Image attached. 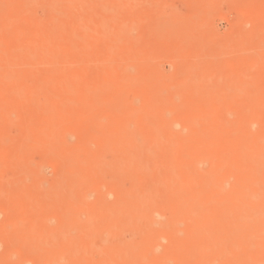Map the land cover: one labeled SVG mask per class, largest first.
<instances>
[{
  "label": "bare ground",
  "instance_id": "6f19581e",
  "mask_svg": "<svg viewBox=\"0 0 264 264\" xmlns=\"http://www.w3.org/2000/svg\"><path fill=\"white\" fill-rule=\"evenodd\" d=\"M4 1V0H3ZM3 1H2V4H6V3H3ZM10 1V0H9ZM63 1V3L60 5V6H66L65 4H64V2L65 1H69V0H61L60 2H62ZM76 1V0H75ZM74 0H73V3L75 2ZM80 1H82V0H80ZM85 1V0H84ZM83 1V2H84ZM90 0H88V2H89ZM96 2L97 0H91L90 2H89V4H91V2ZM101 1L102 0H98L97 2H96V4L97 3H101ZM105 1V0H104ZM110 1V3H108L109 5H111L112 3H114L113 4V6L115 5V3H116V5H118L117 4V2H115L114 0H107V2H109ZM135 1V0H134ZM169 1V0H168ZM209 1V0H208ZM207 1V2H208ZM212 1H214V0H211V2H208V4L209 5H212L211 3H213ZM6 2H7V0H6ZM19 2H24V3H26L27 1L26 0H20V1H18L17 3H19ZM29 3H30V1H28ZM27 2V3H28ZM32 2H33V0H32ZM37 2V1H36ZM53 1L51 0V2L50 3H52ZM94 2L92 3V5H89V6H93V5H95V6H97L96 4H94ZM103 2V1H102ZM106 1H105V3H107ZM120 2H122L121 4H125V3H127L126 1H123V0H121V1H118V3H120ZM131 2H132V0H131ZM152 2V1H151ZM150 2V3H151ZM207 2H205V3H207ZM215 2V1H214ZM8 3V2H7ZM16 3V2H15ZM57 3V2H56ZM58 3H59V1H58ZM76 3V2H75ZM81 2H79V4H80ZM86 3H87V0H86ZM85 3V4H86ZM104 3V2H103ZM134 3V2H133ZM136 3V2H135ZM147 3V2H146ZM182 3V2H181ZM204 3V2H203ZM216 3V2H215ZM214 3V4H215ZM14 4V3H13ZM34 4V3H33ZM70 6H71V1H70V3H68ZM77 4H78V2H77ZM78 4V5H79ZM108 4H107V6H106V9H108L107 7H108ZM121 4H119V6L121 5ZM24 5H26V4H24ZM56 6V8H57V5L58 4H55ZM69 5H67L68 7H70ZM73 5V4H72ZM75 5V4H74ZM126 5V4H125ZM132 5H135V4H132ZM179 5V4H178ZM203 5L204 4H202V11L200 10V8H199V10H200V12H202L201 14H204V10H205V6L203 7ZM222 5V4H221ZM0 6H1V2H0ZM5 5H3V8L6 10V11H8L7 10V7L5 8L4 7ZM6 6H8V4H6ZM30 6V5H29ZM51 6V5H50ZM59 6V7H60ZM83 6V5H82ZM104 8L105 6H104V4H99L97 7L98 8ZM119 6H114L115 8L116 7H119ZM122 6V5H121ZM139 6V5H138ZM176 6V5H175ZM195 6H198V5H195ZM2 7V6H1ZM0 7V8H1ZM32 7H33V5H32ZM41 7H42V4H41ZM78 8L80 7L81 8V5L80 6H77ZM97 7H94L93 6V8H95L94 10H96L97 9ZM111 7H112V5H111ZM110 6H109V8H111ZM114 7H112V8H114ZM128 7V6H127ZM135 8H136V5L134 6ZM165 7V6H164ZM169 7H172V5L171 6H169ZM15 6H13L12 7V9H11V11L14 13V10H15ZM83 8H84V6H83ZM86 8H88V7H86ZM102 8H101V12H96L95 11V13H100V14H102L103 12L102 11H106V9L104 8L103 10H102ZM114 8V9H115ZM173 8L174 9H177V12L179 11L178 9V6H176V8L173 6ZM182 8H183V6H182ZM2 9V8H1ZM41 9V8H40ZM58 9V10H57ZM56 9V11H60L59 10V8H57ZM67 9V7H65V10ZM75 9V8H74ZM85 9V8H84ZM121 9V11L123 10L124 11V9L121 7L120 8ZM120 9H118V10H120ZM166 9V8H165ZM168 9H170V8H168ZM185 9H186V7H185ZM5 10H3V12L5 11ZM23 10V9H22ZM76 10V9H75ZM94 10H91V11H94ZM136 10V9H135ZM171 10V9H170ZM194 10V9H193ZM198 10V11H199ZM6 11H5V14H6ZM16 11V10H15ZM29 11H31V10H29ZM53 11V10H52ZM87 11V10H86ZM90 11V12H91ZM111 11V10H110ZM113 11H115V10H113ZM112 11V12H113ZM121 11H118V13H120L121 14ZM175 11V10H174ZM183 11V10H182ZM182 11H180V13L182 12ZM195 11V10H194ZM197 11V12H198ZM204 11V12H203ZM2 12V10H0V13ZM11 12V13H12ZM79 12H81V11H79ZM87 12H89V11H87ZM115 12H117V10L115 11ZM125 12H127V11H125ZM125 12H124V14H125ZM131 12H133V11H131ZM130 11H129V13H131ZM170 12V11H169ZM167 13V11L166 10H161V12L159 13V15H158V17H157V20L159 21L158 23H159V25H161V27H165V25H167V27H168V25H170V24H172L171 22H173L174 20H173V17L170 15V13ZM197 12H194V15H196L195 13H197ZM264 12V11H263ZM53 13H54V11H53ZM68 13V12H67ZM84 11H83V13L81 12L80 13V15L82 14L83 16H84ZM94 12H93V14H95ZM117 13V14H118ZM231 13V12H230ZM24 14H26V13H24ZM46 14V13H45ZM92 16H91V18H92V20H91V23L90 24H93L92 23V21L94 20L93 18H97V20H98V18H99V22L98 23H100V21H105V20H108L109 21V24H110V26H111V23L110 22H113V24L115 25V28H114V30L112 31V32H110L108 29V31L110 32L109 33V39L108 40H105V41H101V42H99V43H101V45L103 46V49H99V51L100 50H104V48H105V50L107 51V49H109V48H107L108 47V45H113L115 42H117L118 41V39H120V38H122V37H125V36H123L124 34L122 33L123 31H125V29L123 30L122 29V26L124 25V23L126 22H121L118 18H116V17H114V16H112V15H114V13L112 14V13H109V10H107L105 13H103V15H102V17L99 15V17H96V16H98L97 14H95V16L92 14V13H90ZM127 14L128 13H126L125 14V18L127 17ZM132 14V13H131ZM133 14H135L136 15V13H134L133 12ZM4 15V14H3ZM81 15V17H83ZM119 15V14H118ZM181 15V14H180ZM229 15V14H228ZM6 16V15H5ZM8 16V17H7ZM7 21L8 20H11L10 19V17H9V13L7 14ZM14 16V15H13ZM13 16H12V18H13ZM23 15H21V18H20V23H22L21 21L22 20H24L25 21V19H27V18H23L22 17ZM42 16V15H41ZM58 16V15H57ZM75 16H77V15H75ZM120 16H122V15H120ZM120 16H118L119 18H120ZM20 17V16H19ZM25 17V16H24ZM35 17V16H34ZM43 17V16H42ZM54 17V16H53ZM89 17H90V15H89ZM133 17V16H132ZM244 17V16H243ZM1 18V17H0ZM55 18V17H54ZM54 18H53V20H51V22L50 23H52L53 21H55L54 20ZM63 18V17H62ZM77 18V17H76ZM75 18V19H76ZM123 18H124V16H123ZM187 18H189V17H187ZM15 19L17 20L18 18L16 17V18H13V20L15 21ZM22 19V20H21ZM32 19V21L34 22V21H36V20H33V18H31ZM31 19H29L30 21H31ZM120 19H122V18H120ZM29 20H27V21H29ZM125 20V19H124ZM131 20V19H130ZM129 20V21H130ZM1 22H0V30L1 29H4V32H3V34H1L2 32L0 31V36H2V35H4V33H5V31H6V33H5V35L7 34V30H5L6 29V24L7 25H11L10 23H11V21L9 22V23H6L5 21H6V18L3 20V18L0 20ZM5 22V23H3V22ZM103 21V22H104ZM184 21H185V19H184ZM197 21V20H196ZM18 22V23H19ZM37 22H39L38 24H40V21H38L37 20ZM74 22V21H73ZM88 21L86 20V23H84V24H86V25H88V26H90L88 23H87ZM89 22H90V20H89ZM93 22H95V20L93 21ZM103 22H101V23H103ZM128 22V21H127ZM126 22V23H127ZM177 22V21H176ZM176 22H174L173 24H175ZM180 22H181V20H180ZM17 23V22H16ZM17 23V24H18ZM62 23V22H61ZM81 22H79V25H82V24H80ZM98 23H96V24H98ZM129 23V22H128ZM133 23V22H132ZM161 23V24H160ZM178 23V22H177ZM177 23H176V25H177ZM249 24H250V22H248ZM254 23V22H253ZM4 24V26H3V28H1L2 27V25ZM28 24V23H27ZM74 25H75V23H73ZM105 24H108L107 23V21L105 22ZM136 24H138L137 22H136ZM139 24H140V22H139ZM196 24V23H195ZM198 24V25H197ZM196 24V26H198V29H196V31L197 30H199V32L198 33H194V35L195 36H197L198 34L200 35V30L201 31H203V29H204V27L203 28H201L202 26V23H201V25H199V23H197ZM246 24H247V22H246ZM249 24H247V25H249ZM13 25V24H12ZM53 25V24H52ZM61 25V24H60ZM133 25V24H132ZM205 25V24H204ZM33 26V25H32ZM51 25H47V27L48 28H46L47 30H43L42 29V31L41 32H45V31H48V30H50V29H52V27H50ZM62 26V25H61ZM84 26V25H83ZM96 26V25H95ZM109 26V25H108ZM173 26V25H172ZM12 28H14V29H16L15 27V24H14V26H11ZM49 27H50V29H49ZM56 27V26H55ZM54 27V28H55ZM58 27V26H57ZM70 28H71V26H69ZM75 27H77V26H75ZM80 27H82V26H80ZM86 27V26H85ZM111 27H114L113 25L111 26ZM124 27H125V25H124ZM127 27V26H126ZM170 27H171V25H170ZM179 27V28H178ZM194 27H195V25H194ZM247 27H249V26H247ZM18 28V27H17ZM45 28V27H44ZM63 28L64 27H62V30H63ZM82 28H84V27H82ZM89 28V27H88ZM182 27H180L179 25H177V29L175 28V25L173 26V29H176L177 31H179V32H175L173 29V36H175L176 34H178L179 33V35L180 36H183V35H187L188 33L187 32H189L190 33V31L192 32V30H189V28L190 27H188V28H182ZM201 28V29H200ZM233 28H234V26H233ZM20 28H18L17 30H19ZM36 29H37V27H36ZM81 29V28H80ZM80 29H76L77 31L79 30V31H84V33L83 34H81V36L82 37H85L87 34H88V38L90 37V36H93L92 38H94V37H96L97 36V38H98V34L97 33H94L93 35H90V34H92V32L90 33H87V34H85V30H80ZM179 29V30H178ZM181 29V30H180ZM189 31H188V30ZM191 29V28H190ZM17 30L15 31V33H16V36H15V33H12V32H10V35L8 34L7 35V37L4 35L3 36V39H7V43L6 44H10L9 43V41L10 40H15V38H17L18 39V37H22L23 35V33L21 34V35H19V33H17ZM34 30V29H33ZM73 30H74V27H73V29H72V32H73ZM90 30V29H89ZM98 30V29H97ZM105 30V29H104ZM162 30V29H161ZM182 30H183V32H184V30L185 31H187L186 32V34H185V32L184 33H182ZM194 31H195V29H193ZM3 31V30H2ZM93 31V30H92ZM107 31V32H108ZM138 30H136V32H137ZM159 31H160V27H159ZM181 31V32H180ZM195 31V32H196ZM26 32V31H25ZM24 32V33H25ZM38 32H40V31H38ZM40 32V33H41ZM49 32L50 31H48V32H45L46 33V35H47V33H48V39L46 40V35H45V33H42V34H44L45 35V37H44V35H42V34H40L41 35V38H42V40H46V42H45V40L43 41V43H42V40H41V42L38 44V45H40V46H36L37 48H39L40 47V52L41 51H43V49H44V55L47 53V50H49L48 49V47L49 46H47L45 43H47L48 42V40H49V38L51 39V32H50V37H49ZM53 32V31H52ZM64 32V31H63ZM68 32H69V29H68ZM76 32V31H75ZM94 32H96L95 31V29H94ZM98 32L101 34L103 31H100V30H98ZM21 33V32H20ZM79 33V32H78ZM78 33L76 34V35H78ZM104 33V32H103ZM204 33V32H203ZM203 33H201V34H203ZM11 34H13V38H12V36H11ZM29 34V33H28ZM39 34V33H38ZM56 34V33H55ZM74 34V33H73ZM85 34V35H84ZM96 34V35H95ZM183 34V35H182ZM197 34V35H196ZM17 35H18V37H17ZM26 35V34H25ZM69 35V34H68ZM75 35V34H74ZM80 35V34H79ZM131 35V34H130ZM134 35V34H133ZM191 35V33L188 35V38H189V36ZM193 35V34H192ZM193 35V36H194ZM198 35V36H199ZM15 36V37H14ZM29 36V35H28ZM128 36V35H127ZM132 36V35H131ZM197 36V37H198ZM5 37V38H4ZM11 37V38H10ZM30 37V36H29ZM52 37H55V36H52ZM59 37V36H58ZM100 37V36H99ZM137 37V36H136ZM135 37V38H136ZM264 37V36H263ZM1 38V37H0ZM10 38V40L8 41V39ZM64 38V37H63ZM74 38H76V37H74ZM85 38H87V37H85ZM97 38H95V40L96 41H94V39H93V41L90 39V41L89 40H86L87 42H88V44L90 43V45H92V47H93V45L95 44V47H97V44L95 43V42H98L97 41ZM126 38H129L130 39V37H126ZM139 38H141V36L139 37ZM192 38H194V37H192ZM247 38V37H246ZM261 38V37H260ZM2 39V38H1ZM0 39V41L2 42V40ZM54 39V38H53ZM60 38H58V40H59ZM78 39L79 38H77V39H75V41H78ZM81 39V38H80ZM102 40H103V38H101ZM137 39H138V37H137ZM137 39H135V40H137ZM195 39H196V37H195ZM245 39V38H244ZM58 40H56V42L58 41ZM72 40V39H71ZM84 39H82V41H83ZM131 40V39H130ZM129 40V41H130ZM141 40V39H140ZM203 40V39H202ZM6 41V40H5ZM20 41V40H19ZM30 41V40H29ZM60 41V40H59ZM68 41V40H67ZM85 41V40H84ZM125 41H127L126 39H124V41L123 42H125ZM247 41V40H246ZM0 42V43H1ZM56 42L54 41V44H52V43H50V44H52V47L54 48V46H55V44H56ZM61 42V41H60ZM94 42V44H92ZM104 42V43H103ZM131 42V41H130ZM130 42H128L127 44L128 45H131V43ZM137 43L139 42V41H136ZM261 42V43H260ZM26 44H27V42H25ZM31 43V42H30ZM35 43V45H36V42H34ZM38 43V42H37ZM41 43L42 44H44V48L43 49H41L42 47V45H41ZM59 42H57V44H58ZM62 43V42H61ZM78 43V42H77ZM76 43V44H77ZM80 43H82L81 45H80V47L78 46V44H77V46H78V49L79 48H81V46L82 45H84L83 44V42H81L80 41ZM239 42H235L232 46H234V47H236V45L238 44ZM259 43L261 44V47H262V45H264V44H262V39H261V41H259ZM2 44V43H1ZM6 44H5V47H7L6 46ZM13 44H15V43H13ZM12 44V45H13ZM19 44V43H18ZM26 44H25V46H26ZM33 44V43H32ZM49 44V45H50ZM85 44H86V42H85ZM104 44L107 46V47H105L104 46ZM124 44L125 43H123L122 45H118L119 47H116L117 48V51L119 50V49H123V48H125V49H127L126 47L128 46H124ZM139 44V43H138ZM187 44V43H186ZM242 47H247L246 46V44H245V42H243V43H239ZM3 45V44H2ZM11 45V46H12ZM34 45V46H35ZM62 45H65V44H63L62 43ZM67 46H66V48H68V46L70 45H68V44H66ZM18 46V45H17ZM51 46V45H50ZM71 46V45H70ZM89 46V45H88ZM88 46H85L84 45V47H82V49L84 50V48L86 47V48H88ZM122 46H123V48H122ZM133 43H132V45H131V47L130 48H132L133 49V47H135L134 48V50H136V47H138L137 48V50H136V52L134 51V56L136 57V55H135V53L136 54H138V55H140L141 53H142V50H144V48H142V46H140L142 49H139V45L137 46H133ZM10 47V45L8 46V48ZM14 47V45L11 47V48H13ZM73 47H76V46H73ZM99 47H101V46H99ZM207 47V46H206ZM259 47H260V45H259ZM260 47V49H262ZM10 48V49H11ZM15 48V47H14ZM13 48V49H14ZM17 48L19 49L20 47L18 46V47H16V49H15V51H12L13 49H11V50H9V52L8 51H6L7 53H4L5 51H0V66L2 67V66H5V65H7L8 63H10V64H12L13 65V63H15L16 61L18 62L19 61V59L21 58V54H23V53H20V52H18L17 51ZM28 48H29V46H28ZM31 48V47H30ZM50 48V47H49ZM59 48H61V45H60V47ZM65 48V49H66ZM71 48V47H70ZM67 49V53H69L70 52V50H72V48L71 49ZM77 48V47H76ZM85 48V49H86ZM112 48V47H111ZM111 48L109 49V51L111 50ZM208 49H204V50H206L205 52H202V54H203V59H206V58H209L210 56L211 57H213V58H217V57H214V55H215V53H217V56H219L220 54L217 52V51H213V50H215L214 48L212 49V47H207ZM210 48L212 49V51L210 50ZM236 48H238V49H240L239 48V46H237ZM249 47H247V49H248ZM264 48V47H263ZM3 50H4V48H2ZM51 49V48H50ZM55 50H56V48H54ZM54 49H53V51H54ZM62 49H64V48H62ZM74 49V48H73ZM89 49H90V47H89ZM88 49V50H89ZM125 49H123V50H121V52L123 51L124 52V50ZM226 49V48H225ZM0 50H1V48H0ZM30 50V49H29ZM34 50V49H33ZM52 50V49H51ZM82 50V51H83ZM129 50V49H128ZM128 50H126V52H127V54H128ZM138 50H140L141 52H139ZM233 50H234V48H233ZM242 51H243V49H241ZM255 50V49H254ZM24 51H26V50H24ZM36 51H37V49H36ZM53 51H51L50 52V54H49V56L46 54V58H50L51 56H53L54 54H55V52H54V54H53ZM59 51H61V50H59ZM74 51H78V50H75L74 49ZM112 51V50H111ZM130 51V50H129ZM133 51V50H132ZM138 51V52H137ZM146 51V49L143 51V54H141V56H142V58L145 60V58L144 57H146L147 55H148V52L146 53L145 52ZM236 51V50H235ZM246 51H249V50H246ZM27 52H28V50H27ZM30 52H34V51H30ZM38 52V51H37ZM38 53L37 54V56L34 58V54L32 55L33 57V59H36L35 61L30 57V53H29V55L27 56V57H29V59H30V62H31V59L34 61V62H36V61H41V62H37V63H30L32 66H34L35 64H37V66L35 65L34 67L35 68H37V67H39L38 69L40 70L39 71V73L37 72V69L36 70H34V68L31 66V68H33V69H29L30 71H36L35 72V74L37 73V74H39V76H40V74L42 73V71H45V69L47 68L46 66L47 65H49V64H51V63H49L48 62V64L45 66V65H43V67H42V69H41V64H44V63H47V60L48 59H44V57L45 56H43L42 54H43V52H42V54L41 53ZM49 52V51H48ZM215 52V53H214ZM26 53V52H25ZM58 53V52H57ZM56 53V54H57ZM82 53V52H81ZM118 53V54H117ZM117 53H115V55L117 54V55H119L120 53L119 52H117ZM147 54V55H144V54ZM206 53H207V55H206ZM254 53V52H253ZM5 54H10V55H5ZM59 54V53H58ZM70 54H71V52H70ZM69 54V55H70ZM112 54H114V52H112ZM122 54V53H121ZM121 54L119 55L120 57H121ZM123 54H125V52L123 53ZM201 53L198 55V58L200 57V55H202ZM219 54V55H218ZM224 54V53H223ZM232 54V53H231ZM257 54H259V53H257ZM51 55V56H50ZM75 55H77V57H76V59L77 60H75V58H70V61L72 60V59H74V61H72V63L73 62H77L78 61V58L80 57L79 56V54H76L75 53ZM109 55H110V53H109ZM109 55H107L106 54V56H108L109 57V61L111 62H114V60H115V57H114V55H112V60L110 59V57H111V55L109 56ZM117 55H116V58L117 59H119V57H117ZM126 55V54H125ZM144 55V56H143ZM150 55L151 54H149L147 57H150ZM222 55V54H221ZM220 55V56H221ZM225 55V54H224ZM227 55V54H226ZM225 55V56H226ZM260 55V54H259ZM39 56V57H38ZM43 57L42 59H40L41 57ZM54 56H57V55H54ZM59 56V55H58ZM65 56V55H64ZM63 56V57H64ZM71 56H72V54H71ZM79 56V57H78ZM105 56V57H106ZM130 55L128 54V57H129ZM141 56H138V59H139V61H141ZM205 56H206V58H205ZM24 57V56H23ZM66 57H68L67 56V54H66ZM114 57V58H113ZM140 57V58H139ZM202 57H200L201 59H202ZM245 57V56H244ZM252 57V56H251ZM39 58V59H38ZM57 58V57H56ZM151 58V57H150ZM197 58V59H198ZM27 59V58H26ZM29 59H27V60H29ZM46 61V62H44L43 63V61L44 60ZM52 59V58H51ZM51 59H49V60H51ZM65 59V58H64ZM63 59V60H64ZM106 59V58H105ZM108 59V58H107ZM114 59V60H113ZM116 59V63H118L120 60H117ZM124 60H123V63L125 62V59L126 58H123ZM138 59H136V60H138ZM142 59V61L141 62H144V60ZM195 59V58H194ZM210 59V58H209ZM222 59H226V60H229V59H227V57H223V58H221V60ZM243 59H245V60H247V57H245V58H243ZM251 59H253V57L251 58ZM55 60V59H54ZM79 60H80V58H79ZM126 60H128V59H126ZM154 60V59H153ZM169 60V59H168ZM199 60V59H198ZM207 60V59H206ZM205 60V61H206ZM210 60H214V59H210ZM233 59H230V61H225L226 63L228 62V64H229V62H233L232 61ZM242 60V59H241ZM255 60V59H254ZM257 61L258 60H260V58H257L256 59ZM57 61V60H56ZM69 61V62H70ZM107 61V60H106ZM118 61V62H117ZM133 61V64H134V60H132ZM148 61H149V59H148ZM152 61V60H151ZM177 61V60H176ZM199 61H201V60H199ZM204 63H205V61L204 60H202ZM211 61V62H212ZM244 61V60H243ZM249 61V60H248ZM247 61V62H248ZM252 61V60H251ZM263 61V60H262ZM16 62V63H17ZM25 62H26V60H24V64H25ZM58 62V61H57ZM56 62V63H57ZM81 62V61H80ZM128 61H126V63H127ZM141 62H140V64H141ZM207 62V61H206ZM208 62H209V60H208ZM224 62V63H225ZM245 62V61H244ZM259 63H260V61H258ZM29 62L27 61L26 62V64H28ZM41 63V64H40ZM55 63V62H54ZM53 63V64H54ZM55 63V64H56ZM115 63V62H114ZM120 63H121V61H120ZM120 63H118V64H120ZM123 63H122V67H123V69H125V67L123 66ZM125 63V66L126 65H128V63L126 64ZM139 62H137V64H138ZM144 63H146V60H145V62ZM233 63H235V61L233 62ZM253 63H254V61H253ZM263 63H264V61H263ZM52 64V65H53ZM66 64V63H65ZM64 64V65H65ZM76 64V63H75ZM75 64H73V65H75ZM79 64V63H78ZM101 64H103V62L101 63ZM117 64V65H118ZM147 64V63H146ZM145 64V65H146ZM216 64V62L215 63H212V67H211V69H209L208 71H210V70H212V68H213V66ZM223 64V62L222 63H219V65H222ZM228 64H226V65H228ZM258 64V63H257ZM257 64H256V67H257ZM11 65V66H12ZM29 65V64H28ZM39 65V66H38ZM67 65V64H66ZM85 65H87L88 66V64H87V62H86V64ZM114 65V69H115V64H113ZM135 65V64H134ZM144 65V64H143ZM162 65V64H161ZM160 65V66H161ZM199 65V64H198ZM211 65V64H210ZM223 65H225V64H223ZM22 65H20V67H21ZM44 66H45V68H44ZM56 66H57V64H56ZM59 66V65H58ZM57 66V67H58ZM87 66H84L83 68H85V70L86 71H88V68H87ZM136 66V65H135ZM141 66V65H140ZM229 66V65H228ZM253 66H255V65H253ZM262 66H264V64H262ZM8 67V66H7ZM6 67V69H8L9 70V68H10V66L7 68ZM15 67H16V65H15ZM23 67H24V65H23ZM29 67H30V65H29ZM53 67V66H52ZM57 67H55V69L57 68ZM104 67V66H103ZM110 67H113V66H110ZM118 67H119V65H118ZM121 67V66H120ZM119 67V68H120ZM127 67V66H126ZM128 67H130V66H128ZM194 67V66H193ZM220 67H222V66H220ZM256 67H254V68H256ZM22 68V67H21ZM20 68V69H21ZM25 68V67H24ZM51 68V67H50ZM64 68H65V66H64ZM63 68V69H64ZM118 68V69H119ZM135 68V67H134ZM161 69H162V67H160ZM227 68V67H226ZM249 68V67H248ZM250 68H251V66H250ZM249 68V69H250ZM44 69V70H43ZM52 70H54V73H55V69L54 68H51ZM110 69V68H109ZM122 69V70H123ZM135 69H137V68H135ZM174 69V68H173ZM176 71H178V72H176V73H179V76L178 77H182L183 76V74H184V69H180L179 67L177 68L176 67ZM192 69V68H191ZM198 69V67H196V70ZM224 69V68H223ZM242 69V68H241ZM22 70V69H21ZM48 70V69H47ZM61 70V69H60ZM66 70V69H65ZM85 70H83V72L85 71ZM91 70V69H90ZM120 70H121V68H120ZM121 70V71H122ZM15 71H16V69H15ZM57 71V70H56ZM68 71V70H67ZM107 71H109V70H107ZM115 70H113L112 71V69H111V74L112 73H114V75H115V72H114ZM119 71V70H118ZM118 71L116 72V74L118 73ZM121 71H119L120 72V75L118 74V76L119 77H121L120 79H123V81H119V80H117V79H119V77L116 75V76H114V75H112V76H114V77H117V78H115L114 79V77H112V76H107L108 78H107V80H110L109 82H108V84L110 83L111 84V81H112V83H113V86L111 87L110 85H107V88L106 87H104V88H106V89H108V87L110 86L112 89V91L114 92V89H115V91H116V95L117 96H115V99H113L112 101H110L112 98H110V97H112L113 96V93L111 94L110 93V88L108 89L109 90V96H106V98H102V94H100V96H101V100L102 99H107V100H105L106 101V103L107 104H105V108H106V111L110 114V113H113L114 115H116L117 117H119V116H121L122 114H124L126 111L124 110V108H126V107H129V106H124V108L122 107L123 105H122V103H121V100L123 99V97H126V99H127V91L126 90H124V88H122V86H121V88H120V85H119V87L116 85V84H122L123 82V84L125 85V82H127V80H131V75L128 73V68H127V70L125 71L124 70V72L125 73H122L121 74ZM180 71V72H179ZM197 71H199V70H197ZM197 71H193L194 72V74H196V75H198V73L199 72H197ZM207 71V70H206ZM206 71H204V72H206ZM243 71V70H242ZM14 72V71H13ZM13 72H11L10 73V71H7V73H10V74H12ZM21 71H19L18 73H20ZM41 72V73H40ZM48 72V71H47ZM51 71H49L48 72V74H52V73H50ZM58 72V71H57ZM56 72V73H57ZM90 72V71H89ZM103 72H105V71H103ZM123 72V71H122ZM200 72L202 73L203 72V70L201 71L200 70ZM211 73H213V70L212 71H210ZM263 72V71H262ZM5 73H6V71H5ZM15 74V72H14V74L16 75V77H17V75H20V76H18L19 78L21 77V73L20 74ZM31 74L30 75H28L29 77L30 76H32V73L33 72H30ZM44 73H46V71L45 72H43V74ZM75 73V72H74ZM88 73V72H87ZM108 73V72H107ZM106 73V74H107ZM110 73V72H109ZM134 73V72H133ZM133 73H132V75H133ZM138 73V72H137ZM201 73H199V75L201 74ZM209 73V72H208ZM207 72L206 73H204V75L202 74L201 76H200V78H199V80H197V82L196 83H192V86L191 87H189V86H187L186 88H184V87H181L180 85H182L183 83V81H185V80H183V78L185 77V74H184V76H183V78H181V83H179V80H177L176 82H178V83H176V84H180V85H178L177 87H175V83H174V86L172 87V88H176V89H171V87L169 86V84L171 83V82H167V80H171V79H173V78H171V77H173L172 75L171 76H168L167 77V75L165 76V74H161V72H159L158 70H156L155 68H154V70H153V68H152V70H148L147 72H145V73H141L143 76H141L140 77V75H138L139 77L138 78H140L139 80H138V82L140 81V82H142V81H144V80H150L151 82H153V85H154V87H152L153 89H155L156 88V92H159L157 95H155V91H152V92H154V93H152L151 91V93L153 94V95H155V96H153V97H151L150 95V92L149 91H145V93H146V95H145V97L147 98V93H148V98L147 99H149L148 101L147 100H145V101H147V102H149V103H147V102H145L144 101V103L141 105V106H143L145 103H147L145 106H143V109L141 110V112L140 113H142V115L144 114V116H145V114H146V118H147V116H154L153 118H157L156 120H151V118L152 117H150V119L148 120L149 122L150 121H152V122H150L152 125H151V127H150V130L149 131H147V133H144L145 131H143L142 130V126H139L138 125V123H136L134 120L132 121V118L134 117V118H136L135 117V115H134V113H133V117L130 119V123H131V121L132 122H134V123H136L138 126L137 127H134V125H132L133 123H131V124H126V125H121L119 122H120V117L119 118H117V119H115L116 120V123H115V125L113 124V123H111V121L110 120H108V121H110V123H111V125L113 124L114 126H116V125H118L119 126V124L121 125V127L119 126V128H118V126H117V129L115 130V131H113V133L108 137V130L106 131V133L108 134V135H106L107 136V138H106V140H104V138L106 137L105 135V137L104 136H101L102 137V139L105 141H100V144H98L99 146L97 147L96 145H95V147L96 148H94V147H90L91 145H89L88 144V147L86 148V145L84 144L83 146H85V149L84 148H82L81 149V147H82V143H81V147H80V149H81V153L82 154H84L85 152H83L84 150L86 151L87 149H91V148H93V149H95V151L94 150H92V154L90 153L91 152V150H90V152H89V150L88 151H86V153L87 154H89L90 153V155H88V156H86L88 159H90L91 160V163L89 164V166L87 167V168H85V166H84V170H83V176L80 178V179H78V180H73V177L71 178V180H70V177L69 176H65L66 178H57V174H59L60 175V172H55L54 173V175H56L55 177H56V179H55V177H54V180H53V176L52 175H50V176H52L50 179L51 180H49L50 181V183H49V181H48V185H44L43 187L42 186H40V188H39V190L41 191L42 189L41 188H43V190H47V191H49V192H45L44 191V194H42V191H41V193H40V195L42 194L43 196H48L49 198H48V200H50L51 198L53 199V201H54V204H53V206H51V208L53 207V208H55V209H53V210H55L54 211V213H52V214H49L50 216H52V217H55V218H57V222H55V224L54 223H52V221H50V218H47V216H49L48 214L45 216V214H44V216H45V218H47V219H41V217L42 218H44V216L42 215V216H38V226L36 225L35 226V224H33L36 228H32L31 229V227H29V226H27V222H29L30 220H33L34 222L36 221V218H37V214H34L33 216H36V218L35 217H33L32 216V214H31V216L33 217V218H30V215H29V218H28V215H27V217H25V218H23L24 216V214L23 213H25L24 212V209H23V211L22 212H20V213H22L21 215H22V217L20 218V217H17V216H21L20 214H16V212L13 214V215H11L10 213V216H9V214H7V217H5L6 216V214L4 215V217H3V219H5L6 221L4 222V220H3V222L4 223H6V224H4L3 222V224L4 225H7L6 227H8V229L10 230V228H12L9 224L10 223H13L14 221H17L18 223H19V220H20V223H23V222H25L24 220L23 221H21L22 219H27L26 220V226H27V228L28 229H30V230H28V229H26V226L25 225H21V227H23V226H25V229H24V227L23 228H21V227H19V228H16V230L17 231H15V235L13 236V238H14V240L16 241V243H17V240L15 239V238H17L16 237V235H17V232L18 233H20L18 230H22V229H24V232H23V234L24 233H27L25 236L22 234V232H21V236L23 235V237H25V238H20V239H23L24 240V244H23V242H21V240H20V242L22 243V244H19V246L18 247H20V245H23L22 246V250L21 251H19V249H18V254H22L23 256H30V257H34V258H36L37 259V261H35L34 259V261L33 262H35L36 264H57V263H53V262H51L52 260V258H51V254L53 253V252H55V251H58V252H62V253H66V252H64V251H69V253H71V256H69V258H68V260H67V262L66 263H62V262H60V263H62V264H264V123L262 124V126H260V128L259 129H257V131H254L253 129L254 128H252V127H254V126H252V125H254L253 123H256V121L258 122V118H262V116H264V115H262V114H264L263 112L262 113H260L261 111H260V109H259V107H257L259 110L258 111H260V112H256V107L254 108L255 109V111H251V110H246V111H248V112H250V113H248V112H246V113H248V114H246V113H244V115H242V114H239V116H237V114H236V117L235 118H231V116H230V114L232 113V111H231V109H234L235 107L233 106V104L235 103V101H236V103L238 104V102L237 101H239V102H241L242 100H240L241 98V96H243L242 94H244V96H246V93L248 92V86L250 85H245L244 83V85L242 84V81L241 80H243V79H241L239 76H238V80H240L241 81V84L242 85H240L239 83H240V81L238 82V84H236V83H234V84H236L235 86H237V88L239 87V92L237 91V90H235L234 89V91H237V93L238 94H235L236 92H233L232 94H231V92H229V96H224V93H223V87L226 85V83H227V81L225 82V79H224V82H225V84H224V82H220V80H219V75L217 76V78L215 77V79H214V83L213 82H210L209 80L212 78H210L209 76V74H208ZM2 74H4V71L2 72ZM10 74H4V75H2L1 77L2 78H5V79H9V78H11L12 77V75H11V77L9 76ZM13 74V75H14ZM26 73H24L23 74V76L21 77V78H23L24 77V75H25ZM36 74V75H37ZM77 74V73H76ZM84 74V73H83ZM89 74V73H88ZM103 74H105V73H102L101 75L103 76ZM246 74V73H245ZM6 75V76H5ZM27 75V74H26ZM26 75H25V77H26ZM64 75H65V73H64ZM67 75V74H66ZM238 75V74H237ZM5 76V77H4ZM7 76H9V77H7ZM27 76V77H28ZM41 76H43V75H41ZM50 76V75H49ZM51 76H53V75H51ZM58 76V75H57ZM61 76V75H60ZM63 76V75H62ZM61 76V77H62ZM89 76V75H88ZM211 76H213V75H211ZM222 75H220V77H221ZM244 76H246V75H244ZM243 76V77H244ZM7 77V78H6ZM27 77L26 78H23V81H21L22 79L20 78V81L22 82H20L18 79V82H19V85H17L18 87H20L21 86V84H22V86H23V83L24 84H26L25 83V81L24 80H28V81H26L27 83H29V80H30V78L29 79H27ZM33 77H35V76H33ZM32 77V78H33ZM36 77H38V76H36ZM104 77V76H103ZM113 78V80L112 79H110V78ZM207 77L208 78H210L209 80L207 79ZM223 77V76H222ZM253 77H255V76H252V78L249 76V79L251 78V80H250V82H251V84L252 83H254L255 82V79H254V82H253ZM263 77V78H262ZM262 77L260 76V74H259V77L257 76V78H261L262 80L264 79V73H263V75H262ZM1 78V79H2ZM14 78V82L16 81L15 80V77H13ZM12 78V79H13ZM77 78V80H78V77H76ZM98 78V77H97ZM97 78H95V79H93V81H92V83H93V85H92V87L94 86H96L95 85V82H96V80H97ZM100 78V77H99ZM176 78H177V76H176ZM224 78V77H223ZM256 78V77H255ZM5 79H2V80H4V81H6ZM46 79H47V77H46ZM65 79H66V77H65ZM67 79H68V77H67ZM89 79H90V76H89ZM103 79V78H102ZM167 79V80H166ZM185 79V78H184ZM216 79H218L217 81H216ZM11 80V79H10ZM44 80V79H43ZM63 80V79H62ZM81 80V79H80ZM86 80H88V78L86 79ZM101 80V79H100ZM115 80H116V82H115ZM126 80V81H125ZM226 80H228V79H226ZM237 80V81H238ZM261 80V82L264 84V80L262 81ZM3 81V82H4ZM8 81V80H7ZM99 81V80H98ZM97 81V82H98ZM101 81H103V80H101ZM101 81H99V84H100V82ZM106 81V80H105ZM117 81L119 82V83H117ZM211 81H212V79H211ZM216 81V82H215ZM236 81V82H237ZM257 81H258V79H257ZM9 82H11V81H9ZM32 81H30V83H31ZM41 82V81H40ZM43 83H46L47 81H42ZM62 82V81H61ZM64 82H65V80H64ZM90 83V81H86V83ZM122 82V83H121ZM232 82V81H231ZM243 82H245V81H243ZM249 82V83H250ZM260 81L258 82V83H261ZM21 83V84H20ZM29 83V84H30ZM42 83V84H43ZM52 83H53V80H52ZM63 83V82H62ZM62 83L61 84H59V85H62ZM85 83V84H86ZM106 83V82H105ZM148 83V82H147ZM258 83H256L257 85H258ZM8 84H10V83H8ZM11 84H14L15 85V83H13V82H11ZM42 84H40L41 86H42ZM49 84V83H48ZM53 84H55V81H54V83ZM78 84V83H77ZM122 84V85H123ZM141 84V83H140ZM255 84V85H256ZM3 85V87L6 85V84H2ZM28 84H26L25 85V91H26V93H23V96L26 94L27 96L29 95L27 92H29V93H31V91L33 92L32 94H34V93H40V94H38L36 97H38V98H33V99H35L36 101H37V99H38V101L36 102V103H38L39 102V100L42 98L40 95L42 94V91H38V87H36L37 85H39V84H36V86L35 85H33V86H35V88H37V91L36 90H34L35 88L32 86V84H30V86L28 85ZM39 85V90L42 88L41 86ZM45 85V84H44ZM51 85V84H50ZM50 85H47V87L48 86H50ZM66 85V84H65ZM67 85H70V84H67ZM103 84L101 83V85L100 86H102ZM104 85H106V84H104ZM123 85V86H124ZM126 85H127V83H126ZM189 85V84H188ZM224 85V86H223ZM232 85V84H231ZM253 85V84H252ZM256 85V86H257ZM22 86L20 87V88H22ZM77 86H79V85H77ZM98 86V85H97ZM100 86H98L97 88H99ZM114 86H116V87H114ZM133 86V85H132ZM172 86V85H171ZM2 87V86H1ZM0 87V90H1V94H3V91L2 90H4V88L2 87L1 88ZM12 87H14V86H12ZM15 87H16V85H15ZM14 87V88H15ZM30 87V88H29ZM32 87V88H31ZM41 87V88H40ZM80 87V86H79ZM94 87H93V89H94ZM103 87V86H102ZM113 87H114V89H113ZM118 87V88H117ZM126 87V86H125ZM170 87V89L173 91V92H176V95H177V93H179V94H182V95H180L182 98L184 97L185 99H181V100H183V101H185L186 100V102L187 101H190V102H198V100H201L202 98H204V97H206V96H208V95H211V93L213 94V92H217V99L220 101L221 100V102H223L222 101V99L223 100H225V97H230L229 99H230V102H229V106L227 105H225V104H222L223 105V108H222V106L221 105H219L220 103H218V105L219 106H221L218 110H221V108H222V114L218 111L216 114H218L217 116H214V112H215V110H213V108H211L210 110L212 111H214L212 114H210V116H212V117H210L209 118V115H208V117H206V116H202V113H199L198 114V112H200L201 110L203 111V110H208V112L210 111L209 110V105L207 106V105H201L199 102H198V104H200V107L201 106H203L201 109H198L199 111H197V108H198V106L199 105H197L196 106V108H195V104H194V108L196 109H194L195 110V114H193V112H194V110H193V112H189V109L190 108H188V107H190V105H187L188 103H184L183 101L180 103V106H182V108L183 109H185L186 108V110H187V108H188V113H190L191 115H189V117H191V116H193V117H191V118H188V113H186L187 111L186 110H184V111H186L184 114V117L185 118H187V119H189V120H187V122H185L186 120H185V118L183 117V118H181V119H183V121L182 122H185V123H182L181 121H179L178 122V124L179 123H181L182 124V126L183 127H185L186 126V128H187V132L188 133H186V136H188V137H190L191 136V138H189V140H187V139H185V138H182L180 141L181 142H179V145H181V147H182V149L184 150V155H183V157H184V160L185 161H187V164L185 165V167L184 168H182V169H180V170H174V168H170L171 170H165V169H167L166 168V166L164 165V164H167L168 163V161L169 160H167L166 161V159H165V161L167 162V163H163L162 162V164H163V168H161V172L159 173V174H161L163 171V169H164V172H163V174H162V176H160L159 174H155L157 171H154L153 173H152V170H154L156 167V169H158L159 168V165L161 164V162H159V158L158 157H156L160 152H159V150H160V148H162L163 149V147L164 146H162L161 147V145H165V144H167L168 142V144H172V143H170V136L168 135V137H167V139H166V137H162V136H159L160 135V133L158 134V136H159V138L157 137V130L158 129H162V127H163V130L166 128V127H168V125H169V127L168 128H166V129H171L170 127H171V124H172V121L170 122V119H169V117L171 116V115H173L172 113H174L175 112V110L173 111V112H171V114H167V112H165V110L163 111V112H161V114L159 113V111L160 110H158V109H160V107H159V104L161 103V101L162 102H164L163 100H160V98H161V96H159L160 94H161V92H163L164 93V95H165V92H167L168 94H171V92L169 91V88ZM254 87V86H253ZM264 87V86H263ZM10 88H11V85H10ZM20 88L18 89L19 90V93H22V92H24L22 89H21V91L22 92H20ZM34 88V89H33ZM63 88V87H62ZM69 88H71V86H69ZM67 89V88H65V90L64 91H72V88H71V90L70 89ZM96 88V89H97ZM101 88V87H100ZM100 88H99V90H100ZM123 89L124 91H126L125 93H120L121 94V96H118V92H117V90L118 89ZM134 88V87H133ZM131 89V90H134V89ZM150 88V87H149ZM225 88H226V86H225ZM252 88V87H251ZM9 89V88H8ZM13 89V88H12ZM28 91H27V90ZM35 91H33V90ZM47 89V88H46ZM45 89V90H46ZM73 89H74V87H73ZM105 89V90H106ZM119 89V90H120ZM10 91H11V89H9ZM15 90V89H14ZM17 90V91H18ZM44 90V88H43V91H45ZM75 90V89H74ZM91 90H92V88H91ZM98 90V91H99ZM102 90H104V89H102ZM99 91V92H103V91ZM118 90V91H119ZM150 90V89H149ZM168 90V91H167ZM231 90H232V88H231ZM6 91V90H5ZM10 91H9V93H10ZM16 91V90H15ZM48 92H49V90H47ZM66 92L65 93V95L66 96H68V93L70 94V92ZM129 91V90H128ZM73 92H75V91H73ZM72 92V93H73ZM249 92H251V90L249 91ZM5 93V95L7 96V95H9V93L8 92H4ZM8 93V94H7ZM12 93V92H11ZM10 93V94H11ZM50 93V92H49ZM48 93V94H49ZM91 93H93V91L91 92ZM97 92H94L93 94L95 95V96H97V94H96ZM106 92H104V95H107V94H105ZM141 93V92H140ZM166 93V94H167ZM0 94V96H2ZM13 94H14V92H13ZM13 94H11V95H13ZM110 94L112 95V96H110ZM119 94V95H120ZM123 94H124V96H123ZM235 94V95H234ZM253 94V93H252ZM256 95H257V93H255ZM16 95V94H15ZM47 95V94H46ZM92 95V94H91ZM91 95H90V97H91ZM103 95V96H104ZM175 95V96H176ZM232 95V96H231ZM241 95V96H240ZM248 95H249V93H247V97H248ZM6 96H4V98L6 97ZM23 96H21L20 95V97H23ZM45 96V95H44ZM95 96H92V97H95ZM140 96H142V95H140ZM162 96H163V94H162ZM179 96V97H180ZM249 96H251V93H250V95ZM9 98L11 97L10 95L8 96ZM8 97H6V98H8ZM19 97V96H18ZM19 97V98H20ZM29 98H31V95H29L28 96ZM33 97V96H32ZM59 97V96H58ZM99 97V96H98ZM108 97H109V99H108ZM151 97V98H150ZM166 97V96H165ZM180 97V98H181ZM252 97H254L253 95H252ZM16 98H17V96H16ZM26 98V97H25ZM24 98V99H25ZM56 98V97H55ZM132 98V97H131ZM145 98V99H146ZM167 98V97H166ZM165 98V99H166ZM173 99H171L170 98V100H168V101H170V102H173L174 103V96L172 97ZM214 98V97H213ZM238 98V99H237ZM251 98V97H250ZM10 99H12V100H14V98H13V96H12V98H10ZM23 99V98H22ZM28 99V98H27ZM32 99V98H31ZM31 99H28V100H30L31 101ZM32 99V100H33ZM47 99V98H46ZM87 99V98H86ZM89 99V98H88ZM88 99L87 100H85L84 99V101H82L81 100V102L80 103H86L87 101H88ZM96 99V100H95ZM95 99L93 98V100H95L96 102H97V97H95ZM99 99H100V97H99ZM153 99V102L151 101ZM210 99V98H209ZM228 99V98H227ZM244 100H245V98H243ZM7 100V102L9 103V101H12V100H9L8 101V99H6ZM28 100H26V103L28 102ZM42 100V99H41ZM40 100V101H41ZM69 100V99H68ZM90 100V99H89ZM100 100V101H101ZM137 100H139V97H138V99ZM171 100H173V101H171ZM180 100V101H181ZM246 100H250L249 99V97H248V99H246ZM262 100V103L264 102V96H263V98L261 99ZM25 101V100H24ZM34 101V100H33ZM32 101V102H33ZM46 101V100H45ZM69 101H71V100H69ZM86 101V102H85ZM91 101V100H90ZM95 101H94V103H95ZM99 101V102H100ZM109 101V102H108ZM123 101H125V99H123ZM158 101H159V104H158ZM166 101H167V99H166ZM167 101V102H168ZM255 101V100H254ZM256 101H257V99H256ZM13 102V101H12ZM35 102H33V103H35ZM66 102V101H65ZM73 102V101H72ZM75 102V101H74ZM74 102H73V105H72V103L70 102H68L69 104H71L72 106H74L75 104H74ZM133 102V101H132ZM131 102V103H132ZM157 102V103H156ZM212 102V101H211ZM4 103H6V101L4 102ZM55 103H57V102H55ZM68 103H65V105L67 104V106H70ZM78 103V102H77ZM76 103V104H77ZM82 103V104H83ZM89 105H91L92 103L91 102H87ZM98 103V102H97ZM134 103H136V101L134 102ZM165 103V102H164ZM163 103V104H164ZM169 103V102H168ZM173 103H171L172 104V107H168V105H166L167 107H168V109H167V111H169L170 109L172 110V108H173ZM223 103H225V102H223ZM2 104V103H1ZM13 104L15 105V103L13 102ZM22 104V103H21ZM42 104V103H41ZM81 104V106H86L85 104H83L82 105ZM96 104V103H95ZM102 107L104 106V103L102 102ZM157 104H158V107L159 108H157ZM182 104V105H181ZM185 104H186V107H185ZM232 104V106L230 107V105ZM236 104V105H237ZM264 104V103H263ZM263 104H261L262 106H263ZM35 105V104H34ZM45 105V104H44ZM47 105V104H46ZM45 105V106H46ZM65 105H64V107H65ZM98 105H101L100 103L98 104ZM136 105V104H135ZM165 105H164V108H165ZM176 105V104H175ZM184 105V106H183ZM3 106H4V104H3ZM6 106V105H5ZM21 106V105H20ZM26 107V105H25V103H23V106H21L22 107V112H24L25 110H23L25 107ZM54 106H55V108H54V111H55V109H56V112H54L53 113V111L52 112H50L51 111V109L53 110V108H49L50 109V111H48L47 109L46 110H43V111H45L46 113H44L43 111H42V113L41 112H39L41 115H39V117H41V118H39V119H42V117H43V119L42 120H40V121H38L39 122V124L38 125H36V126H39L40 128H34V127H27L28 129L27 130H29V131H26V132H30L31 130H33L32 128H34L35 129V134H37L36 135V139L35 140H37V141H39V142H41V143H39V144H42V141H43V144H44V141H46V140H44V139H49L50 141H51V137H49V136H51V135H53V134H55V131H56V127H55V124L56 125H58V127H59V131L61 130V126L63 125V124H66V125H68V126H63V130H64V128H65V131L63 132V130L61 131V133L60 134H63V136H65L64 134H65V132H66V130H67V128H69V124H71L72 123V121L73 122H75V120L76 119H73L72 120V118H71V114H69L68 113V108L69 107H65V109L66 110H64L63 109V107H62V110H60L61 109V107H60V109H59V111H57V108H58V106L59 105H55L54 104ZM60 106H62L61 104H60ZM72 106L70 107L71 109H73L72 108ZM78 106H79V104H78ZM78 106H76L75 108H76V110H74V111H77V107ZM88 106V105H87ZM92 106V108H93V106H95V105H91ZM161 106V105H160ZM170 106V105H169ZM188 106V107H187ZM208 107V109H206V107ZM225 106V107H224ZM0 107H1V105H0ZM10 107V106H9ZM20 107V108H21ZM90 107V106H89ZM88 107V109H90ZM99 107V106H98ZM97 107V108H98ZM102 107H99L98 108V110H100V111H102ZM177 107V106H176ZM199 107V108H200ZM18 108V107H17ZM69 108V109H70ZM80 108V107H79ZM85 108H87V107H85ZM92 108L90 109V110H92ZM136 108H137V106H136ZM136 108H135V112H136ZM139 108V107H138ZM137 108V109H138ZM140 108H142V107H140ZM139 108V109H140ZM170 108V109H169ZM177 108H179L180 110H179V112L180 113H182L181 112V108L180 107H177ZM247 108H250V107H247ZM263 108V107H262ZM1 109H2V107H1ZM26 109V108H25ZM40 109V108H39ZM81 109V108H80ZM84 109V108H83ZM94 109H96V108H93V110ZM126 109H129V108H126ZM7 110V109H6ZM33 110V109H32ZM97 110V109H96ZM96 110H94V116H93V118H92V116L90 117V118H88L87 120H85V122H83V123H85L86 124V122L88 123V120H89V125H92V124H94L93 123V121H94V118H96L97 117V115L100 113V112H98V110H97V112H96ZM130 110V109H129ZM162 110V109H161ZM3 111V110H2ZM30 111H31V108H30ZM35 111L36 110H34V112L32 111V112H30L31 114L32 113H35ZM50 112L49 114H48V112ZM104 112V115L102 114V113H100L101 115H103L104 117H105V114L107 113V112ZM133 111V110H132ZM191 111H192V109H191ZM4 112V111H3ZM3 112H2V115H3ZM27 109H26V111L23 113V115H26L27 114ZM70 113L72 112V113H74L72 110H70L69 111ZM93 112V111H92ZM129 112L131 113V110L130 111H128L127 110V113L129 114ZM196 112H197V115H196ZM207 112V114H209ZM0 113H1V111H0ZM29 113V114H30ZM43 113L46 115L47 114V116L45 117L44 115H43ZM98 113V114H97ZM211 113V112H210ZM220 113V114H219ZM68 114H69V120H68ZM90 114H92L91 112H90ZM97 114V115H96ZM126 114V113H125ZM136 115L138 114V113H135ZM157 114H159V118L157 117ZM193 114V115H192ZM6 114H5V112H4V116H5ZM17 115V114H16ZM127 115V114H126ZM131 116H132V113L130 114ZM139 115V114H138ZM137 115V116H138ZM142 115H140V116H142ZM176 115V114H175ZM182 115V114H181ZM180 115V116H181ZM240 115H242V116H240ZM3 116V117H4ZM8 116V115H7ZM7 116H5V119H6V117ZM18 116V115H17ZM96 116V117H95ZM99 116V115H98ZM111 116V115H110ZM109 116V117H110ZM131 116H129V117H131ZM144 116H142V118L144 117ZM156 116V117H155ZM169 116V117H168ZM179 116V115H178ZM45 117V118H44ZM107 117H108V115H107ZM106 117V119H109V118H107ZM111 117H113V115L111 116ZM126 117H128V116H126ZM145 117L142 119V118H140V120H144L145 119ZM173 117H175V116H173ZM73 118H74V116H73ZM82 118V117H81ZM80 118V119H81ZM102 117H100V119H101ZM2 119V118H1ZM4 119V118H3ZM2 119V120H3ZM4 119V120H5ZM15 119H17L16 117H15ZM79 118H78V120H80ZM110 119H113V118H110ZM127 119V118H126ZM138 120H139V117L137 118ZM159 119V120H158ZM3 120V121H4ZM10 121H11V119H9ZM20 120V119H19ZM45 120V121H44ZM77 120V121H78ZM93 120V121H92ZM96 120V119H95ZM104 119L102 118V120L101 121H103ZM117 120H119V121H117ZM121 120H123V117L121 118ZM1 121V120H0ZM6 121H7V119H6ZM6 121L4 122V123H6ZM13 121H14V119H13ZM41 121H43L44 123H42V124H40V122ZM69 121V122H68ZM97 121H99V120H96V122H95V124L97 123ZM101 121H99L98 122V124H96V126L95 127H98V125H100V122ZM105 121V120H104ZM103 121V122H104ZM114 121V120H113ZM112 121V122H113ZM125 120H123V122H124ZM145 121H146V119H145ZM156 121V122H155ZM157 121L158 122H160V125L158 124H156L157 123ZM21 122V121H20ZM68 122V123H67ZM71 122V123H70ZM80 122V121H79ZM78 122V123H79ZM103 122H101V123H103ZM107 122V121H106ZM117 122L119 123V124H117ZM138 122V121H137ZM141 122V125H143L144 126V124H142V122L143 121H140ZM147 122V121H146ZM149 122H147V123H145V125L147 124L148 125V123ZM3 123V125H6V124H4ZM8 123H9V121H8ZM15 123V122H14ZM21 123H23V122H21ZM76 123V125H77V122H75ZM81 124H83L82 123V121L80 122ZM105 123V122H104ZM20 123H18V124H16L15 123V125H19ZM180 124V125H181ZM183 124H185V125H183ZM252 124V125H251ZM1 125H2V123H1ZM0 125V131L1 130H4V128H7V130H8V127L6 126H1ZM9 125H10V123H9ZM41 125V126H40ZM72 125V124H71ZM73 125H74V123H73ZM73 125L72 126H70L71 128H70V131H69V129L67 130V132H70V135H72L73 133H74V135H75V131H72V129L74 128V130H76V132L77 131H79V129H81V126L82 127H84L85 128V131H84V128H82L83 129V131L84 132H88V131H90L91 132V130H90V126H88V124H86L85 126L87 127V129L89 128V130L88 131H86V127L84 126V125H78L77 127L79 128H76V127H73ZM76 125H74V126H76ZM147 125L145 126V127H147ZM173 125H174V123H173ZM257 125V124H256ZM51 126H53V127H51ZM105 126V125H104ZM113 126V127H114ZM252 126V127H251ZM1 127L3 128V129H1ZM13 127H14V125H13ZM49 127H51L53 130H51V128H50V130L48 129ZM61 127V128H60ZM67 127V128H66ZM73 127V128H72ZM94 126H92L91 127V129H95V128H93ZM159 127H161V128H159ZM178 127V126H177ZM183 127H181V128H183ZM15 128V127H14ZM21 128H23V127H21ZM100 128V127H99ZM185 128V129H186ZM25 129V128H24ZM24 129H22V131L24 132L25 130ZM36 129H38L37 131H36ZM48 129V130H47ZM78 129V130H77ZM106 129V128H105ZM108 129H109V126H108ZM166 129L164 130V131H162L161 132V135H165V131H166ZM180 129V128H179ZM178 129V130H179ZM12 130V129H11ZM10 129L8 130V131H6L5 132V130L3 131V135L6 133L7 135H5V136H7L8 138H9V135H11L12 134V132H11V134H9L10 133V131H11ZM16 130V129H15ZM256 130V129H255ZM20 131V130H19ZM52 132V133H50L49 134V136H47V138H46V135H48V132ZM59 131L57 130L56 131V133L58 132L59 133ZM97 131L99 132V130H98V128H97ZM103 131V130H102ZM168 132L170 131V130H167ZM176 131V130H175ZM175 131H173V130H171V132L173 133V136L176 134L175 133ZM182 131H186V130H184V128L182 129ZM5 132V133H4ZM21 133V131L19 132V133H17L18 134V136H19V140H21L20 138L24 135V133ZM34 132H30V133H34ZM63 132V133H62ZM66 132V133H67ZM73 132V133H72ZM80 132V131H79ZM93 133H94V130L92 131ZM104 132V131H103ZM168 132H167V134H168ZM179 132V131H178ZM177 132V133H178ZM30 133H28V135H30ZM105 133V132H104ZM175 133V134H174ZM15 134L16 133H14V135L12 136V137H10L9 139L12 141L13 140V138H14V143H15V140H16V144L19 142V140L17 141V137H15ZM95 134V133H94ZM98 135H99V133H97ZM102 134V133H101ZM100 134V135H101ZM185 134V133H184ZM0 135H2V132H0ZM22 135V136H21ZM67 135H69V133H67ZM142 135H144V138L142 137ZM180 135H181V133H180ZM183 135V134H182ZM25 136H27V134H25L24 136H23V138H25ZM55 136H57V137H59V135L57 134H55ZM61 136V135H60ZM76 136V135H75ZM145 136H147V139L148 140H150V139H152V141H149L148 142V140H145ZM32 137H34V135L32 136ZM32 137L31 138H29L30 140L32 139ZM54 135L52 136V139H53V142H54ZM57 137H56V139H57ZM67 137H69V136H67ZM73 137V136H72ZM72 137H71V139H72ZM98 137V136H97ZM104 137V138H103ZM160 137L162 138V139H160ZM22 138V140L21 141H25L26 142V140L27 141H30V140H28V138H26V140L25 139H23ZM60 138H62V137H59V139ZM74 138V137H73ZM177 138V137H176ZM181 138V137H180ZM34 139L31 141V142H29V143H34L33 141H34ZM59 139H57V140H55V141H57V142H59L58 140ZM108 139V140H107ZM163 139L165 140V141H163ZM76 140V139H75ZM79 140V139H78ZM145 140V141H144ZM173 140V139H172ZM2 141V140H1ZM7 140H3V143L4 144H6L5 142H6ZM11 141H10V143H11ZM12 141V142H13ZM21 141L19 142V143H21ZM233 141V142H232ZM8 142V141H7ZM52 142V141H51ZM80 142V141H79ZM101 142H103V143H101ZM186 142H188V144L186 145L185 143ZM9 143V142H8ZM18 143V144H19ZM47 143L49 144L50 142L49 141H47ZM46 142H45V144H47ZM63 143V142H62ZM64 143H65V141H64ZM67 143H70V141L68 142L67 141ZM72 143V142H71ZM88 143V142H87ZM86 143V144H87ZM90 143V142H89ZM161 143H163V144H161ZM173 143H175V142H173ZM27 144H28V142H27ZM35 144H37V143H34V145ZM38 144V145H39ZM42 144V145H43ZM58 144H60V142L58 143ZM73 144V143H72ZM108 144H110L109 146H112V145H115V147H113V149H115V150H111V151H109L110 150V147H108L107 148V146H108ZM167 144V145H168ZM14 145V146H13ZM23 145H24V143H23ZM34 145H32V147L34 146ZM38 145H36L37 147H35V148H38ZM42 145H40V146H42ZM52 145H53V143L51 144V147H52ZM93 146H94V144H92ZM105 145H107L106 146V148L108 149H106L105 148ZM173 145V144H172ZM11 146H13V149H9V148H6V151H8V149H9V151H11V154H13V152H14V149H17V148H14V147H16V145L15 144H12ZM39 146V148L41 149L42 147H40ZM44 146H46V145H43V148L41 149L42 151H43V154H45L44 152H45V148H50V146L49 147H45L44 148ZM64 146H65V144H64ZM77 146V147H78ZM171 146V145H170ZM169 146V147H170ZM1 147V146H0ZM17 147L19 148V150L21 149V151H19V152H21L22 154H24L25 152V155H26V157H27V155H28V151H26V149H28V147H26V149H25V147L22 149L21 147H20V145L18 146L17 145ZM30 147V150H31V146H29ZM67 147V146H66ZM78 147V148H79ZM169 147H167L166 146V149H168ZM173 147H174V145H173ZM172 147V148H173ZM34 148V149H35ZM38 148V151L40 150ZM78 148H76L77 149V151H78ZM2 149V147L0 148V150ZM3 149H5V147H3ZM33 149V150H34ZM51 149H53V148H50L48 151L46 150V152H47V155L49 154L48 152L51 150ZM180 149V148H179ZM29 150V149H28ZM40 150V151H41ZM73 150H75V149H73ZM164 150V149H163ZM173 150V149H172ZM175 150V149H174ZM22 151H25L24 153L22 152ZM41 151V152H42ZM78 151V153H76L77 155L78 154H80V152ZM94 151V152H93ZM181 151V150H180ZM2 153H3V156H4V152H3V150L1 151ZM0 152V153H1ZM31 151H29V154L31 155V153H30ZM51 152V151H50ZM113 152V153H112ZM164 152V151H163ZM1 153V154H2ZM15 153H18L17 151H15ZM53 153H55V154H52V153H50V155L52 154L53 156H55V155H58V152L57 151H55L54 150V152ZM69 153H71V152H68V154ZM111 153H112V155H114V154H116V155H114L113 157L112 156H110L111 155ZM162 153V152H161ZM165 153V152H164ZM164 153H163V157L164 158H167V156L165 157V155H164ZM21 154V155H22ZM61 154V153H60ZM72 154V153H71ZM86 154V155H87ZM110 154V155H109ZM153 154V156H154V154H156V162L154 161H150V160H152V158H150V156ZM173 154V153H172ZM171 154V156H173ZM178 154V153H177ZM52 155H51V158L49 157V156H47V157H49L50 159H52L51 161H53V163H50L51 165H52V167L51 168H53V166L55 167V165H57L58 163H56L55 164V162H54V158H52ZM73 155V154H72ZM81 155V154H80ZM108 155L110 156V157H108ZM160 155H162V154H160ZM180 155V154H179ZM10 156V155H9ZM12 156V155H11ZM16 155L14 154L13 155V157H15ZM33 156V153H32V155H31V159H33L34 157H32ZM45 157H46V155H44ZM43 156V159L44 160H46L45 162H47V161H49L50 159H48V158H46L45 159V157ZM60 156H62V155H60ZM60 156L58 155V156H55L56 157V159H57V157H59L60 158ZM64 156V155H63ZM84 156H85V154H84ZM89 156H91V157H89ZM7 157V156H6ZM13 157L11 158L12 160H14L15 161V159H13ZM38 157V156H37ZM70 157V156H69ZM78 157H80V156H78ZM112 157V158H111ZM178 157V156H177ZM3 158V157H2ZM2 158H0V160L2 161H5V157L2 159ZM22 158L23 159H21V157H20V161L22 160H25L24 159V155L22 156ZM28 159H29V155H28V157H27ZM27 158H26V160H27ZM58 158V159H59ZM83 158V157H82ZM150 158V159H149ZM157 158H158V160H157ZM170 158H176V157H170ZM10 159V158H9ZM31 159H29V160H27L26 162H22L21 164H20V167H21V169L23 170V174L22 175H20L21 176V179L20 180H24L26 177H27V175L25 174L26 172H31L32 171V169L34 168V166H35V164H34V166H33V164L32 165H30V160ZM57 159V160H58ZM66 159V158H65ZM71 159V158H70ZM79 159V158H78ZM149 159V160H148ZM181 159V161H182V158H180ZM6 160H8V159H6ZM18 160V162H20ZM62 159H60V160H58V162H59V164L58 165H60V164H64V163H62V161H61ZM175 160V159H174ZM178 160H179V157H178ZM176 161L175 162V164L178 162H180V161ZM11 161V160H10ZM34 161V160H33ZM56 161V160H55ZM63 161H64V159H63ZM66 161H67V159H66ZM69 161V160H68ZM74 161V160H73ZM81 161V160H80ZM150 161V162H149ZM161 161V160H160ZM173 161V160H172ZM7 162V161H6ZM13 161H11V163H12ZM44 162V161H43ZM42 161L40 162V163H43ZM61 162V163H60ZM86 162V161H85ZM1 163V162H0ZM3 163H5V162H3ZM32 163V162H31ZM39 163V165L37 164V166H40L41 164ZM81 163V162H80ZM180 163H182V162H180ZM14 164H15V162H14ZM44 164V163H43ZM42 164V165H43ZM76 164H78V163H76ZM85 164H87V163H85ZM6 165V164H5ZM4 165V166H5ZM45 165V164H44ZM58 165H57V169H55L56 171H59V168H60V166L58 167ZM68 165V164H67ZM69 165H71V163H69ZM179 166H180V164H178ZM177 165V166H178ZM33 166V167H32ZM37 166H36V168H37ZM64 166V165H63ZM63 166H61V167H63ZM74 166V165H73ZM176 166V165H175ZM178 166V167H179ZM41 167V166H40ZM46 167V166H45ZM47 167H49V166H47ZM162 167V166H161ZM43 168V167H42ZM64 168V167H63ZM73 168V167H72ZM77 168V167H76ZM180 168V167H179ZM0 169H1V167H0ZM35 169V168H34ZM37 169H39V168H37ZM46 169V168H45ZM45 169H43V170H45ZM50 169V168H49ZM62 169V168H61ZM60 169V170H61ZM65 169H67V168H65ZM65 169H63L62 171L64 172V173H62L61 172V175L63 174V175H67V170L65 171ZM40 170V169H39ZM47 171V170H46ZM52 171V170H51ZM72 171V170H71ZM74 171H75V169H74ZM2 172V171H1ZM1 172H0V176H2V174H1ZM12 172V171H11ZM21 172V171H20ZM41 172V170L39 171V173ZM66 172V173H65ZM81 172V171H80ZM15 172L13 171V174H14ZM39 173L37 172V170H35V172H34V177H35V182H34V180H33V177L31 176V178H32V181H30L31 180V178H29L30 180V182H32L31 184L34 186L35 185V183L37 184L38 183V185L39 184H41V181H42V179H40V176L42 175V173L43 172H41L40 173V175H39ZM73 173V172H72ZM151 173V174H150ZM9 174V173H8ZM49 174V173H48ZM51 174V173H50ZM53 174V173H52ZM71 174V173H70ZM151 175V178H149L148 177V175ZM60 175V176H61ZM69 175V174H68ZM72 175V174H71ZM147 175V176H146ZM157 175H159L160 177H155V176ZM16 176V175H15ZM20 176L19 177H17L16 176V178L17 179H19L20 178ZM44 176H47V175H45V172L43 173V175H42V177L44 178ZM145 176H146V178L149 180H147L146 179V181L144 180L145 179ZM152 176H154V177H152ZM234 176V178H235V180H233V182L232 181H230V182H232V185L230 186V184H229V186L230 187H228V185L226 184V182H228V180H231V178ZM62 177V176H61ZM1 178V177H0ZM13 179H9L10 181L9 182H11L12 183V181L11 180H13L14 181V177H12ZM15 178V181L12 183V184H8L7 182H5V183H7V187L10 189V187H13L14 189H15V193H14V190H12V192L15 194V196L16 195H18V194H16V189H17V186L18 185H16L17 183H20V184H22L23 185V183L24 184H26L27 185V183H28V181H27V183L26 182H20V180H18L17 181V179ZM48 178V177H47ZM46 178V179H47ZM79 178V177H78ZM45 179V178H44ZM44 179H43V181H44ZM46 179H45V181H46ZM130 179H132L133 180V182H132V184L131 185H129V186H127L126 184H127V180H129V181H131ZM53 180V181H52ZM0 181H2V184H3V180H0ZM44 181V182H45ZM53 183H52V182ZM64 182H66V184H63ZM125 182H126V184H125ZM1 183V182H0ZM47 183V182H46ZM87 183H89V184H94V185H96L98 188H102V190L103 189H105V187L104 186H107L108 187V189L109 190H111L112 192H114L113 194H116L117 195V198L115 199V200H113V202H109L108 201V203L107 204H102V205H104V208H103V210L101 211V210H98L99 212H98V215L97 216H95V215H93V216H95V217H97L95 220H93L92 218H88V219H83V216H80L79 215V213H80V211H82V210H84V209H94V204L93 203H91V202H89V198H88V195H87V193L85 192L86 191V186H84L85 188V190H83V187H82V184H87ZM131 182H129V184H130ZM1 184V188H5L6 186H3ZM52 184V185H51ZM4 185H6V184H4ZM9 185H10V187H9ZM15 185H16V187H15ZM22 185H20V186H22ZM32 185H30V183L27 185L29 188H33V187H30V186H32ZM51 185V186H50ZM66 187H65V186ZM24 186V185H23ZM21 187V189L23 190V188H25L26 186H24V187ZM47 186H49V187H51V189L53 188L54 190L53 191H55L56 189L58 190V191H55V192H53L51 189L50 190H48V188H47ZM66 188V190H65V188ZM7 187L4 189L3 188V192H4V190H6L7 189ZM45 187V188H44ZM88 188H89V186H87ZM91 188V187H90ZM35 189H36V191H38V189L34 186V189H33V191L32 192H34L35 193ZM162 189H167V192L165 191V193H167V196H166V194H165V198H164V196L162 197V194H160L159 193V190H162ZM0 190H2V189H0ZM11 190V189H10ZM18 190V189H17ZM20 190V189H19ZM29 191L30 192V195L28 194V192H26V191ZM88 190V189H87ZM24 191V193H22V191H21V194L20 195H18V199H19V197L20 196H22V197H24V195H25V193H26V196L24 197V200L26 199V197H29V199L30 200H25V201H30V203H31V200H34L33 199V197L31 198L30 196H34V198H35V194H37V192L35 193V194H33L32 195V193H31V191L27 188L26 190H23ZM52 191V192H51ZM100 191V190H99ZM108 191V190H107ZM7 192H8V189H7ZM6 191H5V194L7 195L8 193H7ZM9 192H11V191H9ZM88 192V191H87ZM112 192H111V194H112ZM161 192V191H160ZM52 193V194H51ZM53 193H55V195L53 194ZM89 193V192H88ZM101 193V192H100ZM4 194V193H3ZM163 194V195H164ZM9 195V194H8ZM27 195H29V196H27ZM101 195V194H100ZM99 195V196H100ZM9 197H13L12 196V194L10 193V196ZM20 198V199H23V198ZM108 197H109V195H108ZM6 198V197H5ZM4 198V199H5ZM11 198H9L8 199V196H7V199L9 200L8 202H7V204H5V201L3 200V201H1L0 200V203L2 202V204H5V206L7 205L8 206V203L9 204H15L16 202H14V201H16V200H11ZM100 198V197H99ZM114 198V197H113ZM16 199H17V197H16ZM36 200V202L34 201V203H33V201H32V203L30 204V203H24L25 201L23 200L22 202H20L21 200H19V203L21 204V203H24L25 204V208H26V211L28 210L27 208H29V205L30 206H32L33 204L34 205H36L35 203H38V201H41V198H38V196H36V198H35ZM39 199V200H38ZM44 199V198H43ZM45 199H47V197H45ZM44 199V201L46 202L47 201V203H46V205L47 204H49L50 202L52 203V201H49V203H48V200H45ZM102 199V198H101ZM163 199H167L170 203H171V208H168V210H169V213L168 214H162V213H160V208H161V206H162V203H163ZM6 200V199H5ZM103 200V199H102ZM209 200H210V202H209ZM7 201V200H6ZM43 201V200H42ZM161 201V202H160ZM4 202V203H3ZM18 202V201H17ZM106 202V201H105ZM99 203V202H98ZM176 203H178V204H176ZM1 204V205H2ZM18 204V203H17ZM24 204H22L21 206L22 207H24ZM100 204V203H99ZM26 205H27V207H26ZM51 205V204H50ZM49 205V206H50ZM4 206V208H3V206H1V208L0 209H3V211L5 210V208H8L7 206L5 207ZM20 206V207H21ZM55 206V207H54ZM97 206H95V208H96ZM19 208V207H18ZM51 208H49L48 210H50ZM9 209V208H8ZM21 209L22 208H20L19 210L21 211ZM34 209V208H33ZM32 209V210H33ZM167 209V208H166ZM165 208L163 209V210H166ZM10 210V209H9ZM9 210H5L6 212L7 211H9ZM31 210V211H32ZM52 210V211H53ZM92 210H91V212H92ZM3 211L1 212V210H0V213H3ZM29 211V210H28ZM35 211V209L33 210V213H35L34 212ZM40 211H42V209L40 210ZM94 211V210H93ZM6 212H4V213H6ZM30 212V211H29ZM36 212H39V211H37L36 210ZM164 212H166V211H164ZM3 213V214H4ZM86 213V212H85ZM26 214V213H25ZM27 214H28V212H27ZM162 215V217H164L165 216V218H161L159 215ZM16 215V216H15ZM89 215V214H88ZM92 215V214H91ZM11 216H14V217H12L14 220H11V222H10V218L9 217H11ZM92 216V217H93ZM17 217V218H16ZM8 218V219H7ZM11 218V219H12ZM20 218V219H19ZM17 219V220H16ZM7 220H9V221H7ZM39 220L41 221V222H39ZM13 221V222H12ZM8 222V223H7ZM10 222V223H9ZM16 222V223H17ZM31 222V221H30ZM16 223H14V224H16ZM32 223V222H31ZM1 225V221H0V226H4V225ZM25 224V223H24ZM32 225V224H31ZM13 227H14V225H12ZM18 227V225H15V227ZM34 226H32V227H34ZM14 227V228H15ZM0 229H2V228H0ZM4 229V228H3ZM12 230V229H11ZM10 230V231H11ZM15 230V229H14ZM14 230H12L13 232H14ZM124 231H126L125 233H128L127 231H130V234H131V236H132V238L131 239H126L124 236H123V232ZM184 231H187L188 232V242H187V245H188V249L186 250V251H179V250H177L176 248H175V246H174V244H173V242L170 244V245H168V244H163V242H161V238H162V236L163 235H168V234H180V235H182L183 233H184ZM1 232V231H0ZM4 232V233H3ZM68 232V235H69V233H70V235H69V237L67 236V235H65L66 233ZM181 232H183L182 234H181ZM1 234V233H0ZM7 233L5 232V230H2V235H0V236H3V237H0L1 238V240H4L5 239V237H4V235H6ZM8 235V234H7ZM127 235V234H126ZM28 236H30V237H28ZM67 236V237H66ZM8 238H9V236H8ZM7 239V238H6ZM0 240V243L2 242ZM9 239H7L6 241H3V244H8V241ZM22 240V241H23ZM5 242V243H4ZM19 242V241H18ZM14 244H15V242H14ZM162 244L163 245H165V250H163L164 248V246H162ZM2 246V245H1ZM8 246H10L9 244H8ZM17 246H15V249L17 248ZM162 247L163 249V251H161L162 252V254H161V252L159 251V247ZM6 247H7V245H6ZM13 247H14V245H13ZM9 249H10V251H6L7 253H5V256H8L9 254H8V252H12V251H14V249L13 250H11V246L10 247H8ZM9 249H6V250H9ZM23 252V253H22ZM164 252V253H163ZM61 253V254H62ZM11 254V253H10ZM16 253H12L11 254V261H14L13 260V258H14V255H15ZM18 254H16L15 256L17 257L18 256ZM68 253H66V256H68L67 255ZM37 255V256H36ZM53 255V254H52ZM4 256V257H5ZM13 256V257H12ZM56 256V255H55ZM55 256H53V260H55L54 259V257ZM65 256V255H64ZM3 257V259H2V261H4L5 260V258ZM14 259H17L16 261H15V263H17L18 264V258H14ZM20 259H22V258H20ZM20 259H19V261H20ZM7 260V259H6ZM56 260H58L59 261V259H56ZM31 261H32V259H31ZM58 261H54V262H58ZM8 262V261H7ZM10 262V261H9ZM8 262V263H9ZM32 262V263H33ZM142 262V263H141ZM3 263H5V261L3 262ZM2 263V264H3ZM13 262H10L9 264H12ZM15 263H13V264H15ZM6 264V263H5ZM21 264V263H20ZM59 264V263H58Z\"/></svg>",
  "mask_w": 264,
  "mask_h": 264
},
{
  "label": "rangeland",
  "instance_id": "374dc122",
  "mask_svg": "<svg viewBox=\"0 0 264 264\" xmlns=\"http://www.w3.org/2000/svg\"><path fill=\"white\" fill-rule=\"evenodd\" d=\"M2 1L3 0H0V2H1V8H0V10H2V12L0 13V20L3 18V20L6 18V23H9L10 21H11V25H5L6 26V29L5 30H7V34L5 35V33H6V31H5V33H4V35L7 37V35L9 34L10 35V32H12V33H15V31L18 29V28H20L19 30H17V33H19V35H21L22 33V37H18V35H17V37H18V39L17 38H15V40H10V38L8 39V41H9V43L10 44H6L7 43V39H3V36L4 35H2V36H0L1 38V40H2V44L0 43V48H1V52L2 51H5L4 53H7L6 51H8L9 52V50H11V49H13L14 47V49L12 50V51H15V49H16V47H20L19 49L17 48V51L18 52H20V53H23V54H21V58L19 59V61L16 63H13V65L12 64H10V63H8L7 65H5V66H0V87L2 86L3 87V85L2 84H6L3 88H4V90H2L3 91V94H1L2 92H1V90H0V94L2 95V96H0V105H1V107H2V109H1V107H0V111H1V113H0V125H1V123H2V127L3 126H7L8 127V130L10 129H12L11 131H10V133L9 134H11V132H12V136L14 135V133H16L15 134V137H17V141L19 140L18 138H19V136H18V134L17 133H19L20 131H21V133L23 132L22 131V129H24L25 131L23 132L24 133V135L25 134H27V136H25V138H23V136L20 138L21 140H22V138L23 139H25L26 140V138H28V140H30L29 138H31L33 135H34V137H32V139L30 140V141H27L26 140V142L24 141H21V140H19V142L21 141V143H17L16 144V140H15V143H14V138H13V142L10 140L11 138L10 137H12L11 135H9V138L7 137V136H5V135H7L5 132L6 131H8L7 130V128H4V130H5V134L3 135V131L4 130H1L0 132H2V135H0V146L2 147V149L0 150V152L3 150V152H4V156H3V153L1 154L0 153V158H4L5 157V161H1L0 160V167H1V169H0V172H1V174H2V176H0L1 178H0V180H3V184H2V181H0L1 183H0V189H2V190H0V200L1 201H5V204H7V202L9 201L8 199L9 198H11V197H9L10 196V193L12 194V198H11V200L13 199V200H16V201H14V202H16L15 204L13 203V204H9L8 203V208L10 209H8V208H5V210L7 209V210H9V211H3V209H0L1 210V212L3 211V213L4 212H6V213H0V221H1V225L6 221L5 219H3V217H4V215L6 214V216L5 217H7V214H11V215H13L15 212H16V214L18 215V214H22V213H20V212H22L23 211V209H24V212L26 213H23L24 215V217L23 218H25V217H27V215H28V218H29V215H30V218H33V217H35L36 218V216H33L34 214H37V218H36V221L34 222L33 220H30L29 222H27L28 224H27V226H29V227H31V229L32 228H36L35 226L37 225L38 226V216H44V214H45V216L48 214H52V213H54V211L55 210H53V209H55V208H51V206H53V204H54V201H53V199L51 198L50 200H48V196H43L42 194H44V191L46 190H43V188H41L42 190V194L40 195V193H41V191L39 190V188H40V186H44L45 184L46 185H48L49 183H50V181L49 180H51L50 178L54 175V173L56 172H60V175H61V172L62 173H64L63 171V169H65V168H67V169H65V171L67 170V175H59V174H57V178H66L65 176H69L70 177V180H71V178L73 177V180H78V179H80L82 176H83V170L85 169V168H87L88 166H89V164L91 163V158L90 159H88L86 156H88V155H90V153L92 154V150H94L95 151V149H93V148H91L90 150H91V152H90V150L89 149H87L86 151H88L89 150V154H87L86 153V151L84 150L83 152H85L84 154H85V156H84V154H82L80 151H81V149L82 148H84L85 149V146H83L84 144L86 145V148L88 147V144L89 145H91L90 147H94V148H96L95 147V145L98 147L99 145L98 144H100V141H102L103 139H102V137L101 136H106V135H108V137L113 133V131H115L116 129H117V126L118 125H116V126H114L115 125V123H116V120L115 119H117V118H119L120 117V124L121 125H126V124H131V123H133L132 125H134V127H137L138 125L139 126H142V130L143 131H145L144 133H147V131H149L150 130V127H151V123L150 122H152L153 120H156L157 118H153L154 116H147V118L145 117L146 116V114H145V116H144V114L142 115V113H140L141 112V110L143 109V106H145L147 103H149V102H147L149 99H147L148 98V96L150 95L151 97H153V96H155V95H157L159 92H156L155 90H156V88L155 89H153L152 87H154V85H153V82H151L150 80H144V81H142V82H138V80L140 79V78H138L139 76L138 75H140L141 73H145V72H147L148 70H152V68H153V70H154V68L156 69V70H158L159 72H161V74H165V76L167 75V77L168 76H173V77H171V78H173V79H171V80H167V82L169 81V82H171L170 84H169V86L171 87V89L173 90V89H176V88H172L173 86H174V83H175V87H177L178 85H180V84H176V83H178V82H176L177 80H179V83H181L180 81H181V78H183V76H184V74H185V79L183 78V80H185V81H183L182 83V85H180L181 87H184V88H186L187 86H189V87H191L192 86V83L194 82V83H196L197 82V80H199V78H200V76L203 74L204 75V73H208L210 76V78L212 79V81H211V79L210 78H208L207 77V79L210 81V82H213L214 83V79H215V77L217 78V76L219 77V80H220V82H224V79L226 78V79H228V80H226L225 79V82L227 81V83H226V88H225V86L222 88L223 89V93H224V96H229L230 94H229V92H231V94L233 93V92H236L235 94H238L237 93V91L239 92V87L237 88V86H235L236 84H238V82L241 80V79H243V80H241L242 81V84L244 83H246L245 85H249L248 86V92L247 93H249V95H250V93H251V96H249L248 95V97H249V99L250 100H246V99H248V97H247V93H246V96H244V94H242L243 96H241L240 98V100H242L241 102H239V101H237L238 102V104L236 103V101H235V103L233 104V106L235 107L234 109H231V111H232V113L230 114V116H231V118H235L236 117V114H237V116H239V114H242V115H244V113H246V112H248L249 110H253V111H255V109H256V112H260V113H264V102L262 103V98H263V96H264V84L261 82V78L259 79V78H257V76L259 77V74H260V76L262 77V75H263V73H264V66H262V64H264L263 63V61H264V45H262V47H261V42L259 43V41H261V39H262V44H264V0H214V1H212L213 3H211L212 5H209L208 4V2H211V0H132V2H131V0H123V1H126L127 3H123V4H121L122 2H120V3H118V1H121V0H114L115 2H117V4L118 5H116V3H115V5L114 6H119V4H121L119 7H114L113 6V4L114 3H112L111 5H112V7H114V8H112L111 7V5H109L108 3H110V1L109 2H107V0H105L107 3H105V1L104 0H102L101 1V3H97L96 4V2L98 1H96V2H94V4H96L97 6L99 5V4H104V6L106 5L107 6V4H108V9H106V6L104 7L105 9H106V11L107 10H109V13H114V15H112V16H114V17H116V18H118L121 22H125L124 23V25H125V27H124V25L122 26V29L124 30L125 29V31H123L122 33L124 34L123 36H125V37H122V38H120V39H118V41L117 42H115L113 45H108V47L104 44V46L105 47H107V48H111V50L109 51V49H107V51L105 50V48H104V50H100L99 51V49H103V46L101 45V43H99V42H101V41H105V40H108L110 37H109V33L110 32H112L113 30H114V28H115V25L113 24V22H110L111 23V26L113 25L114 27H111L110 26V24H109V21L108 20H103V21H100V23H98L99 22V15L102 17V15H103V13H105L106 11L104 10V11H102L103 13L102 14H98V13H95V11L96 12H101L100 10H101V8L103 7H101V8H98L97 6H95V5H93L94 7H97V9L96 10H94L95 8H93V6L91 7V6H89V5H92V3L93 2H91V4H89V2L91 1H89L88 2V0H87V3H86V0L84 1V0H82V1H80V0H74L75 2L73 3V0H69V1H65L64 2V4L66 5V6H60L62 3H63V1L62 2H60L61 0H52L53 2L52 3H50L51 2V0H33V2H32V0H26L27 2L28 1H30V3L28 2H26V3H24V2H19V3H17L18 1H20V0H7V2H6V0H4L3 1V3H6V4H8V6H6V4H2ZM37 1V2H36ZM58 1H59V3H58ZM70 1H71V6L68 4V3H70ZM84 1V2H83ZM100 1V0H99ZM152 1V2H151ZM208 1V2H207ZM16 2V3H15ZM57 2V3H56ZM77 2H78V4H79V2H81L79 5L77 4ZM134 2V3H133ZM136 2V3H135ZM147 2V3H146ZM151 2V3H150ZM182 2V3H181ZM204 2V3H203ZM205 2H207V3H205ZM14 3V4H13ZM34 3V4H33ZM86 3V4H85ZM215 3V4H214ZM24 4H26V5H24ZM41 4H42V7H41ZM55 4H58L57 5V8H59V10L60 11H56V5ZM73 4V5H72ZM75 4V5H74ZM132 4H135L136 5V8L134 7L135 5H132ZM179 4V5H178ZM202 4H204L203 5V7L205 6V12H204V14H201L202 12H200V10L202 11L203 9L201 8L202 7ZM222 4V5H221ZM3 5H5L4 7L6 8L7 7V10L8 11H6L4 8H3ZM30 5V6H29ZM32 5H33V7H32ZM51 5V6H50ZM67 5H69L70 7H68ZM81 5V8L79 7H77V6H80ZM84 6V8H83V6ZM139 5V6H138ZM172 5V7H169V6H171ZM178 6V12H177V9H174L173 8V6L176 8V6ZM195 5H198V6H195ZM13 6H15L16 8H15V10H14V13L11 11V9H12V7ZM60 6V7H59ZM109 6L111 7V8H109ZM128 6V7H127ZM165 6V7H164ZM182 6H183V8H182ZM65 7H67V9L65 10ZM86 7H88V8H86ZM123 8L124 9V11L122 10L121 11V9L120 8ZM185 7H186V9H185ZM41 8V9H40ZM76 10H75V9ZM104 8H102V10L104 9ZM166 8V9H165ZM168 8H170V9H168ZM199 8H200V10H199ZM23 9V10H22ZM118 9H120V10H118ZM136 9V10H135ZM195 11H194V10ZM3 10H5L6 11V14H5V11L3 12ZM29 10H31V11H29ZM54 11V13H53V11ZM58 10V9H57ZM89 11V12H87V11ZM91 10H94V11H91ZM111 10V11H110ZM113 10H117V12H115V11H113ZM161 10L163 11V10H166L167 11V13L169 12L170 13V15L173 17V22H171L172 24H170L171 25V27H170V25H168V27H167V25H165V27L163 26V27H161V25H159V21L157 20V17H158V15H159V13L161 12ZM175 10V11H174ZM183 10V11H182ZM199 10V11H198ZM79 11H81L82 13H83V11L85 12L84 13V16L83 17H81V15H80V13L81 12H79ZM91 11V12H90ZM113 11V12H112ZM118 11H121V14L120 13H118ZM125 11H127V12H125ZM129 11L131 12V11H133L134 13H136V15L135 14H133V12H131V13H129ZM180 11H182L181 13H180ZM198 11V12H197ZM12 12V13H11ZM68 12V13H67ZM93 12L95 13V14H97L98 16H96V17H99L98 18V20H97V18H93L94 20H95V22H93L92 21V23L93 24H90L91 23V20H92V18H91V14L90 13H92L93 14ZM124 12H125V14L126 13H128L127 14V17L125 18V14H124ZM194 12H197V13H195L196 15H194ZM231 12V13H230ZM9 13V17H10V19L11 20H8L7 21V14ZM24 13H26V14H24ZM46 13V14H45ZM119 15H118V14ZM4 14V15H3ZM95 14H93L94 16H95ZM181 14V15H180ZM229 14V15H228ZM7 17H6V16ZM14 15V16H13ZM21 15H23L22 17L25 19V18H27V19H25V21L24 20H22L21 22L22 23H20L19 21H20V18H21ZM43 17H42V16ZM58 15V16H57ZM75 15H77V16H75ZM89 15H90V17H89ZM120 15H122V16H120ZM12 16H13V18H18L17 20L15 19V21L13 20V18H12ZM20 16V17H19ZM25 16V17H24ZM35 16V17H34ZM55 18H54V17ZM118 16H120V18H122V19H120ZM123 16H124V18H123ZM133 16V17H132ZM244 16V17H243ZM63 17V18H62ZM77 17V18H76ZM93 17V16H92ZM187 17H189V18H187ZM31 18H33V20H36V21H32V19ZM53 18H54V20L55 21H53L52 23H50L51 22V20H53ZM76 18V19H75ZM29 19H31V21L29 20ZM125 19V20H124ZM131 19V20H130ZM184 19H185V21H184ZM27 20H29V21H27ZM37 20L38 21H40V24H38L39 22H37ZM86 20L88 21L87 23L90 25V26H88V25H86V24H84V23H86ZM89 20H90V22H89ZM130 20V21H129ZM180 20H181V22H180ZM197 20V21H196ZM74 21V22H73ZM98 21V22H97ZM107 21V23L108 24H105V22ZM178 23H177V22ZM1 22V21H0ZM3 22V21H2ZM5 22H3V23H5ZM18 24H17V23ZM62 22V23H61ZM79 22H81L80 24H82V25H79ZM101 22H103V23H101ZM133 22V23H132ZM136 22L138 23V24H136ZM139 22H140V24H139ZM174 22H176L177 23V25H179L180 27H182V28H188V27H190L189 28V30H192V32L190 31V33H191V35L189 36V38H188V35L190 34L189 32H187V31H185L184 30V32H185V34H186V32L188 33L187 35H183V36H180L179 35V33L178 34H176L175 36H173L174 34H173V30L176 32L177 30V25H176V23L175 24H173ZM246 22H247V24H249L248 22H250V24L249 25H247L246 24ZM254 22V23H253ZM28 23V24H27ZM73 23H75V25L73 24ZM96 23H98V24H96ZM197 23H199V25H201V23H202V27L201 28H203L204 27V29H203V31H201L200 30V35L198 36L197 34V36H195L194 35V33H198L199 32V30H197L196 31V29H198V26H196V24ZM13 24V25H12ZM14 24H15V28L16 29H14V28H12L11 26H14ZM53 24V25H52ZM62 26H61V25ZM133 24V25H132ZM161 24V23H160ZM205 24V25H204ZM33 25V26H32ZM47 25H51L50 27H52V29H50V27H49V29L50 30H48V31H50L51 32V39L49 38V40H48V42L47 43H45L47 46H49L48 47V49L49 50H47V55L49 56V54H50V52L51 51H53V49L54 48H56V50L54 49V51H53V54H54V52H55V54L54 55H57V56H51L49 59H51V60H49L48 58H46V54L44 55V44H42L43 43V41L45 40H42V38H41V35L40 34H42V33H45V32H48V31H45V32H41L42 31V29L43 30H47L46 28H48L47 27ZM84 25V26H83ZM96 25V26H95ZM109 25V26H108ZM175 25V28L176 29H173V26ZM194 25H195V27H194ZM198 25V24H197ZM1 26V25H0ZM3 26H4V24L2 25V27L1 28H3ZM4 26V27H5ZM56 26V27H55ZM58 26V27H57ZM69 26H71V28L69 27ZM75 26H77V27H75ZM80 26H82V27H84V28H82V27H80ZM86 26V27H85ZM127 26V27H126ZM233 26H234V28H233ZM247 26H249V27H247ZM18 27V28H17ZM36 27H37V29H36ZM45 27V28H44ZM55 27V28H54ZM62 27H64L63 28V30H62ZM73 27H74V30H73V32H72V29H73ZM89 27V28H88ZM159 27H160V31H159ZM80 29V30H85V34H87V33H89L90 31L92 32V34H90V35H93L94 33H97L99 36H98V38H97V36L96 37H94V38H92L93 36H90L89 38L93 41V39H94V41H96L95 40V38H97V41L98 42H95L96 44H97V47H95V44H94V42L92 43V44H94L93 45V47H92V45H90V43L88 44V42L86 41V40H89L90 41V39L88 38V34L85 36V37H87V38H85V37H82L81 36V34H83L84 33V31H77L76 29ZM179 28V27H178ZM181 28V29H182ZM200 28V29H201ZM34 29V30H33ZM68 29H69V32H68ZM90 29V30H89ZM94 29H95V31L96 32H94ZM100 30V31H103L101 34L98 32V30ZM105 29V30H104ZM110 31H108V30ZM162 29V30H161ZM173 29V30H172ZM180 29V30H181ZM193 29H195V31L193 30ZM3 30V31H2ZM93 30V31H92ZM136 30H138L137 32H136ZM179 30V29H178ZM188 30V29H187ZM188 30V31H189ZM2 33L1 34H3V32H4V29H1L0 30ZM26 31V32H25ZM38 31H40V32H38ZM53 31V32H52ZM64 31V32H63ZM76 31V32H75ZM108 31V32H107ZM21 32V33H20ZM25 32V33H24ZM50 32H49V37H50ZM79 32V33H78ZM90 32V33H91ZM177 32H179V31H177ZM176 32V33H177ZM181 32V31H180ZM183 32V30H182V33H184ZM194 32V33H193ZM204 32V33H203ZM29 33V34H28ZM39 33V34H38ZM56 33V34H55ZM75 35H74V34ZM78 33V35H76ZM201 33H203V34H201ZM26 34V35H25ZM69 34V35H68ZM80 34V35H79ZM84 34V35H85ZM132 36H131V35ZM134 34V35H133ZM194 36H193V35ZM30 37H29V36ZM42 35H44V34H42ZM45 35H46V33H45ZM45 35H44V37H45ZM96 35V34H95ZM128 35V36H127ZM11 36H12V38H13V34H11ZM15 36H16V33H15ZM14 36V37H15ZM48 36V33H47V35H46V37ZM52 36H55V37H52ZM59 36V37H58ZM138 37V39H137V37ZM141 36V38H139ZM64 37V38H63ZM74 37H76V38H74ZM126 37H130V39L129 38H126ZM136 37V38H135ZM192 37H194V38H192ZM195 37H196V39H195ZM247 37V38H246ZM261 37V38H260ZM5 38V37H4ZM8 38V37H7ZM54 38V39H53ZM58 38H60L59 40L63 43V44H65V45H62V43L58 40ZM77 38H79L78 39V41H75V39H77ZM81 38V39H80ZM101 38H103V40L101 39ZM245 38V39H244ZM48 39V37L46 38V40ZM72 39V40H71ZM82 39H84L83 41H82ZM124 39H126L127 41H125V42H123L124 41ZM135 39H137V40H135ZM141 39V40H140ZM203 39V40H202ZM6 40V41H5ZM20 40V41H19ZM30 40V41H29ZM41 40H42V43H41V49H43V51H39L40 50V47L39 48H37L38 46H40V45H38L40 42H41ZM46 40H45V42H46ZM56 40H58L57 42H59L58 44H57V42H56ZM68 40V41H67ZM131 42H130V41ZM247 40V41H246ZM54 41L56 42V44H55V46H54V48L52 47V44H54ZM80 41L81 42H83V44L85 45V46H88V48H84V50L82 49V47H84V45H82L81 46V48H79L78 49V46L80 47V45L82 44V43H80ZM136 41H139L138 43L136 42ZM6 42V43H5ZM25 42H27V44L25 43ZM31 42V43H30ZM34 42H36V45H35V43ZM38 42V43H37ZM53 42V43H52ZM78 42V43H77ZM85 42H86V44H85ZM91 42V41H90ZM128 42H130L131 43V45H132V43H133V46H138L139 45V49H142V48H144V50L146 49V51L148 52V55L149 54H151L150 55V57H147L148 55L145 53L144 55H147L146 57H144L145 58V60H146V63H144L145 62V60L142 58V56H141V54H143V51L144 50H142V53L140 54V55H138V54H136L135 53V55H136V57L134 56V51L136 52V50H137V48L138 47H136V50H134V48L135 47H133V49L132 48H130L131 47V45H128L129 43ZM237 43V42H241V43H243V42H245V44H246V46L247 47H249L248 49H247V47H242L239 43L236 45V47L237 46H239V48L240 49H238V48H236V47H234V46H232L234 43ZM13 43H15V44H13ZM19 43V44H18ZM33 43V44H32ZM50 43H52V44H50ZM78 44V46H77V44ZM104 43V42H103ZM123 43H125L124 44V46H127L126 48L127 49H125V48H123V46H122V48L123 49H125L124 50V52H125V54H123L124 52L122 51L121 52V50H123V49H119L118 51H117V48L116 47H119L118 45L120 44V45H122ZM128 43V44H127ZM187 43V44H186ZM5 44H6V46L7 47H5ZM14 45V47L13 48H11L13 45ZM25 44H26V46H25ZM51 46H50V45ZM66 44H70L69 46H68V48H66ZM10 45V47L8 48V46ZM12 45V46H11ZM18 45V46H17ZM35 45V46H34ZM38 45V46H37ZM60 45H61V48H59L60 47ZM259 45H260V47L262 48V49H260V47H259ZM28 46H29V48H28ZM37 46V47H36ZM73 46H76V47H73ZM99 46H101V47H99ZM130 46V47H129ZM140 46H142V48L140 47ZM212 47V49L214 48L215 50H213V51H217L219 54V56H217V53H215V55H214V57H217L216 59L215 58H213V57H209L210 59L212 58V59H214L213 61L212 60H210L209 58H206V56H205V58L207 59H203V54H202V52H205L206 50H204V49H208L207 47ZM31 47V48H30ZM72 48V50H70V52H71V54H72V56H71V54H70V52L69 53H67V49H69V48ZM89 47H90V49H89ZM121 47V46H120ZM119 47V48H120ZM2 48H4V50L2 49ZM11 48V49H10ZM62 48H64V49H62ZM66 48V49H65ZM70 48V49H71ZM75 50H78V51H74V49ZM226 48V49H225ZM233 48H234V50H233ZM9 49V50H8ZM30 49V50H29ZM34 49V50H33ZM36 49H37V51H36ZM39 49V50H38ZM89 49V50H88ZM130 51H129V50ZM212 49L210 48V50L212 51ZM241 49H243V51L241 50ZM255 49V50H254ZM24 50H26V51H24ZM27 50H28V52H27ZM34 51V52H30V51ZM59 50H61V51H59ZM83 50V51H82ZM126 50H128V54L130 55L129 57H128V54H127V52H126ZM133 50V51H132ZM236 50V51H235ZM246 50H249V51H246ZM49 51V52H48ZM139 52H141L140 50H138ZM137 51V52H138ZM26 52V53H25ZM41 53L42 54V52H43V56H45L44 57V59L46 60V59H48L47 60V63H44V62H46L44 59V61H43V63L44 64H41L42 66H41V69H42V67H43V65H47L48 64V62L49 63H51V64H49V65H47L46 67V69H45V71H46V73H44L43 74V72H45V71H42V73L40 74V76H39V74H35V72L34 71H30L29 69L31 68V66L33 65H31L30 63L32 62V63H37V62H41V61H36V62H34L36 59H33L32 57L34 56V58L37 56V54L38 53ZM59 54H58V53ZM82 52V53H81ZM112 52H114V54H112ZM117 52H119L120 54H121V57L119 56V55H117L118 53ZM254 52V53H253ZM29 53H30V57L34 60H32L31 59V62H30V59H29V57H27L28 55H29ZM35 53V54H34ZM57 53V54H56ZM75 53L76 54H79V58H80V60H79V58H78V61L76 62H73L72 63V61H74V59H72L71 61H70V58H75V60H77L76 59V57H77V55H75ZM109 53H110V55H111V57H110V59L112 58V55H114V57H115V60H114V62H110L109 61V57L108 56H106V54L107 55H109ZM115 53H117L116 55H117V57H119V59H117L116 58V55H115ZM202 54V55H200V57H202V59L199 57L198 58V55L199 54ZM226 55H224V54ZM232 53V54H231ZM257 53H259V54H257ZM34 54V55H33ZM66 54H67V56L68 57H66ZM70 54V55H69ZM5 55H10V54H5ZM33 55V56H32ZM59 55V56H58ZM65 55V56H64ZM109 55V56H110ZM143 55V56H144ZM206 55H207V53H206ZM24 56V57H23ZM64 56V57H63ZM106 56V57H105ZM138 56H141V61H142V59L144 60V62H141V61H139V59H138ZM247 57V60H245V59H243V58H245V57ZM253 57V59H251L252 57ZM39 57V56H38ZM41 57V56H40ZM57 57V58H56ZM113 57V58H114ZM223 57H227V59H229V60H226V59H222L221 60V58H223ZM29 59V60H27V59ZM43 57H41L40 59H42ZM65 58V59H64ZM106 58V59H105ZM108 58V59H107ZM123 58H126V59H128V60H126L125 59V62L123 63ZM140 58V57H139ZM195 58V59H194ZM199 60H201V61H199ZM257 58H260V60H258V61H260V63L256 60ZM39 59V58H38ZM55 59V60H54ZM64 59V60H63ZM116 59L117 60H120L121 61V63H120V61L118 62V63H120V64H118V63H116ZM136 59H138V60H136ZM148 59H149V61H148ZM154 59V60H153ZM169 59V60H168ZM230 59H233L232 61L234 62L235 61V63H233V62H229V64H228V62L226 63L225 61H230ZM242 59V60H241ZM255 59V60H254ZM24 60H26V62L28 61L29 63V65H30V67H29V65L28 64H26V62H25V64H24ZM58 62H57V61ZM107 60V61H106ZM112 60V59H111ZM132 60H134V64L136 65H134L133 64V61ZM152 60V61H151ZM177 60V61H176ZM202 60H206L205 61V63L202 61ZM208 60H209V62H208ZM225 60V61H224ZM245 62H244V61ZM249 60V61H248ZM252 60V61H251ZM263 60V61H262ZM70 61V62H69ZM81 61V62H80ZM126 61H128L127 63H128V65H126L125 66V63H126ZM212 61V62H211ZM248 61V62H247ZM253 61H254V63H253ZM57 64V66H56V64ZM86 62H87V64H88V66L87 65H85L86 64ZM103 62V64H101ZM137 62H139L138 64H137ZM140 62H141V64H140ZM216 62V64L213 66V68H212V70H213V73H211L210 71H212V70H210V71H208L209 69H211V67H212V63H215ZM223 62V64H225V65H219V63H222ZM225 62V63H224ZM54 63V64H53ZM67 65H66V64ZM76 63V64H75ZM79 63V64H78ZM122 63H123V66L125 67V69H123V67H122ZM126 63V64H127ZM258 63V64H257ZM53 64V65H52ZM65 64V65H64ZM73 64H75V65H73ZM113 64H115V69H114V65ZM119 65V67L121 68V70L123 71H121L120 70V68L118 67V65ZM144 64V65H143ZM146 64V65H145ZM162 64V65H161ZM199 64V65H198ZM211 64V65H210ZM226 64H228V65H226ZM256 64H257V67H256ZM12 65V66H11ZM15 65H16V67H15ZM20 65H22L21 67H20ZM23 65H24V67H23ZM36 66H37V64H35ZM34 65V66H35ZM141 65V66H140ZM161 65V66H160ZM253 65H255V66H253ZM9 67L10 66V68H9V70L8 69H6V67ZM34 66H32L33 68H34V70H36L37 69V72L39 73V67H37V68H35ZM39 66V65H38ZM45 66H44V68H45ZM53 66V67H52ZM64 66H65V68H64ZM84 66H87V68H88V71H86L85 70V68H83ZM104 66V67H103ZM110 66H113V67H110ZM128 66H130V67H128ZM194 66V67H193ZM220 66H222V67H220ZM250 66H251V68H250ZM7 67V68H8ZM54 68L55 69V67H57L56 69H55V73H54V70H52L51 68ZM137 68V69H135V68ZM160 67H162V69L160 68ZM176 67L178 68H180V69H184V74H183V76L182 77H178L179 76V73H176V72H178V71H176L177 69H176ZM196 67H198V69L197 70H199V71H197L196 70ZM227 67V68H226ZM250 69H249V68ZM254 67H256V68H254ZM22 70H21V69ZM33 68H31V69H33ZM64 68V69H63ZM110 68V69H109ZM119 68V69H118ZM127 68H128V73L131 75V80H127V82H125V85L123 86L122 84H116L118 87H119V85H120V88H121V86H122V88H124V90H126V91H124L123 89H118L117 90V94H118V96H121V94L120 93H127V99H126V97H123V99H125V101H123V99L121 100V103H122V107L124 108V106H129V107H126V108H129L130 110H131V113H132V116L130 115L131 113L129 112V114L127 113V110L128 111H130L129 109H126V108H124V110L126 111L125 113L127 114H122L121 116H119V117H117L116 115H114L113 113H108L107 111H106V108H105V104H107L106 103V101L105 100H107V99H102L101 100V96H102V98L104 97V98H106V96H109V88H110V90L112 89L111 87L113 86V83H112V81H111V84L109 83L108 84V82L110 81V80H107V78L109 77V76H112V75H114V73H112L111 74V69H112V71L113 70H115L114 72H115V75L114 76H118V74L120 75V72L119 71H121V74L122 73H125L124 72V70L126 71L127 70ZM174 68V69H173ZM192 68V69H191ZM224 68V69H223ZM242 68V69H241ZM15 69H16V71H15ZM48 69V70H47ZM61 69V70H60ZM66 69V70H65ZM91 69V70H90ZM44 70V69H43ZM58 72H57V71ZM68 70V71H67ZM83 70H85L84 72H83ZM107 70H109V71H107ZM119 70V71H118ZM200 70L202 71L203 70V72L201 73L200 72ZM207 70V71H206ZM243 70V71H242ZM4 71V74H10L11 72H15V74H17L19 71H21L20 73L22 74L21 75V77L23 76V74L24 73H26L25 75H26V77L28 76V75H30L31 73L30 72H33L32 73V76H28L27 77V79H29L30 78V80H29V83H30V81H32L30 84H32V86L33 85H35L36 86V84H42L43 82L42 81H47L46 83H43L42 84V88L39 90V85H37L36 87H38V91H42V94L40 95L42 98V100L40 101L39 100V102L38 103H36L37 101H38V99H37V101L35 100L36 98H38V97H36L38 94H40V93H34V94H32L33 92L31 91V93H29V92H27L29 95H31V98L33 99V98H35V99H31V98H29L26 94L23 96V93H26V91L24 90L25 88V85L26 84H28L29 86H30V84L29 83H27L26 81H28V80H24L25 81V83L26 84H24L23 83V86H22V82L21 81H23V78H26L25 77V75H24V77L23 78H21L22 80L20 81V78L18 77V76H20V75H17V77H16V75L14 74V72L12 73V74H10L9 76L11 77V75H12V77L11 78H9V79H5V78H2L3 76L2 75H4V74H2V72ZM5 71H6V73H5ZM7 71H10V73H7ZM49 71H51L50 73H52V74H48V72ZM90 71V72H89ZM103 71H105V72H103ZM118 71V73L116 74V72ZM195 71H197V72H199V73H201L200 75H199V73H198V75H196V74H194V72ZM204 71H206V72H204ZM263 71V72H262ZM57 72V73H56ZM75 72V73H74ZM89 74H88V73ZM108 72V73H107ZM110 72V73H109ZM134 72V73H133ZM138 72V73H137ZM180 72V71H179ZM20 73H18V74H20ZM64 73H65V75H64ZM77 73V74H76ZM84 73V74H83ZM102 73H105V74H103V76L101 75ZM107 73V74H106ZM132 73H133V75H132ZM246 73V74H245ZM14 74V75H13ZM67 74V75H66ZM238 74V75H237ZM5 75V76H6ZM41 75H43V76H41ZM50 75V76H49ZM51 75H53V76H51ZM58 75V76H57ZM62 77H61V76ZM90 76V79H89V76ZM109 75V76H108ZM211 75H213V76H211ZM220 75H222L221 77H220ZM244 75H246V76H244ZM2 76V77H1ZM4 76V77H5ZM9 76H7V77H9ZM33 76H35V77H33ZM36 76H38V77H36ZM108 76V77H107ZM114 76H112V77H114ZM141 76H143L142 74L140 75V77ZM176 76H177V78H176ZM238 76L241 78L240 80H238L239 78H238ZM244 76V77H243ZM249 76L252 78V76H255V77H253V82H254V79H255V82L254 83H252L251 84V82H250V80H251V78L249 79ZM6 77V78H7ZM13 77H15V82H14V78ZM33 77V78H32ZM46 77H47V79H46ZM65 77H66V79H65ZM67 77H68V79H67ZM76 77H78V80H77V78ZM98 77V78H97ZM100 77V78H99ZM110 78V79H112L113 80V78ZM119 77V76H118ZM5 79L6 81H4V80H2V79ZM13 78V79H12ZM19 78V79H18ZM88 78V80H86ZM95 78H97V80H96V82H95V87H94V89H93V87H92V85H93V83H92V81H93V79H95ZM103 78V79H102ZM115 78H117V77H114V79ZM121 77H119V79H117V80H121V81H123V79H120ZM169 78V77H168ZM202 78V77H201ZM200 78V79H201ZM263 78V77H262ZM11 79V80H10ZM21 82L20 84H21V86H22V88H20V87H18L17 85H19V82H18V80ZM44 79V80H43ZM63 79V80H62ZM81 79V80H80ZM103 80V81H101V80ZM109 79V78H108ZM170 79V78H169ZM177 79V80H176ZM257 79H258V81H257ZM8 80V81H7ZM52 80H53V83H54V81H55V84H53L52 83ZM64 80H65V82H64ZM101 81L100 82V84H99V81ZM106 80V81H105ZM141 80V79H140ZM218 79H216V81H217ZM238 80V81H237ZM264 80V79H263ZM262 80V81H263ZM4 81V82H3ZM9 81H11V82H13V83H15V85H16V87H15V85L14 84H11V82H9ZM41 81V82H40ZM63 83H62V82ZM86 81H90V83L88 82V83H86ZM98 81V82H97ZM126 81V80H125ZM215 81V82H216ZM232 81V82H231ZM237 81V82H236ZM241 81H240V85H242L241 84ZM243 81H245V82H243ZM261 82V83H258V82ZM106 82V83H105ZM115 82H116V80H115ZM148 82V83H147ZM225 82H224V84H225ZM250 82V83H249ZM8 83H10V84H8ZM49 83V84H48ZM62 83V85H59V84H61ZM78 83V84H77ZM86 83V84H85ZM101 83L103 84L102 86H100L101 85ZM117 83H119L118 81H117ZM126 83H127V85H126ZM141 83V84H140ZM193 83V84H194ZM234 83H236V84H234ZM256 83H258V85L256 84ZM45 84V85H44ZM51 84V85H50ZM66 84V85H65ZM67 84H70V85H67ZM104 84H106V85H104ZM189 84V85H188ZM232 84V85H231ZM243 84V85H244ZM257 86H256V85ZM10 85H11V88H10ZM27 85V86H28ZM47 85H50V86H48L47 87ZM77 85H79V86H77ZM100 86L99 88H100V90H99V88H97L98 86ZM107 85H112L111 87L109 86L108 87V89H106L107 88ZM133 85V86H132ZM172 85V86H171ZM12 86H14V87H12ZM35 86H33L34 88H35ZM69 86H71V88H72V91H69L70 92V94L68 93V96H66L65 95V93L66 92H68L67 90L66 91H64L65 90V88H69ZM126 86V87H125ZM254 86V87H253ZM1 87V88H2ZM63 87V88H62ZM73 87H74V89H73ZM104 87H106V88H104ZM114 87H116V86H114ZM114 87H113V89H114ZM117 87V88H118ZM134 87V88H133ZM150 87V88H149ZM170 87L168 88L169 89V91L171 92L172 90L170 89ZM252 87V88H251ZM11 89V91L9 90V89ZM13 88V89H12ZM20 88V92H22L21 91V89L24 91V92H22V93H19V90L18 89ZM30 88V87H29ZM32 88V87H31ZM33 88V89H34ZM43 88H44V90L45 91H43ZM71 88H69L70 90H71ZM91 88H92V90H91ZM97 88V89H96ZM134 89V90H131V89ZM231 88H232V90H231ZM16 91H15V90ZM32 89V90H33ZM102 89H104V90H102ZM106 89V90H105ZM116 89V88H115ZM115 89H114V92L111 90L110 91V93L112 94L113 93V96L110 94V96H112V97H110V98H112L110 101H112L113 99H115V96H117L116 95V91H115ZM150 89V90H149ZM234 89L235 90H237V91H234ZM6 90V91H5ZM18 90V91H17ZM27 90V89H26ZM29 90V89H28ZM27 90V91H28ZM34 90H36L37 91V88H35ZM33 90V91H34ZM47 90H49V92L47 91ZM103 91V92H99V91ZM129 90V91H128ZM251 90V92H249ZM9 91H10V93L11 94H13V92H14V94L13 95H11L10 93H9ZM37 91V92H38ZM73 91H75V92H73ZM93 91V93L94 92H97L96 94H97V96H95L93 93H91ZM145 91H155L156 93H155V95H153L152 93H154V92H150V94L148 95V93H147V98L145 97V95H146V93H145ZM168 91V90H167ZM174 91V90H173ZM171 92V94H168L167 92H165V95H164V93L163 92H161V94L159 95V96H161V98H160V100H163L164 102H162L161 101V103L159 104V101H158V104H159V107H160V109H158V110H160L159 111V113L161 114V112H163L164 110H165V112H167V114L169 115V114H171V112H173L174 110H175V112L174 113H172L173 115H171L170 117H169V119H170V122L172 121V124H171V129H166V128H168L169 127V125H168V127H166L165 129H166V131H165V135L163 136V135H161V132L162 131H164L163 130V127H162V129H158L157 130V137L159 138V136H162L163 138L164 137H166V139H167V137H168V135L170 136V143H172L173 145H174V147H173V145L172 144H165V145H161V147L162 146H164L163 147V149L162 148H160V150H159V154L156 156V154H154V156H153V154L150 156V158H152V160H150V161H155L156 160V157H158L159 158V162H161V164L159 165V168L158 169H154V170H152V173L154 172V171H157L155 174H159L161 171V168H163L164 166H163V164H162V162L163 163H167L166 161L167 160H169L168 161V163L167 164H164L165 166H166V168L167 169H165V170H171L172 168H174V170H180V169H182V168H184L185 167V165L187 164V161H185L184 160V157H183V155H184V150L182 149V147H181V145H179V142H181L180 140L182 139V138H185V139H187V140H189V138H191V136L190 137H188V136H186V133H188L187 132V128H186V126L185 127H183L182 126V124L181 123H179L178 124V122L179 121H183V119H181V118H183L184 117V115L186 114V113H188V108H190L189 109V112L191 113V112H193V110L196 108V106L197 105H199L198 106V108H197V111H199L198 109H201L204 105H209L208 107H209V110L211 109V108H213V110H215V112L212 110H210L209 112H208V110L206 111V110H201L200 112H198V114L199 113H202V116H206V117H208V115H209V118L210 117H212V116H210V114H212L213 112H214V116H217L218 114H216L218 111L222 114V108H223V105L222 104H225L226 106L228 105L229 106V102H230V97H225V100H223L222 99V101L223 102H225V103H223V102H221V100L219 101L218 99H217V92L215 91V92H213V94L211 93V95H208V96H206V97H204V98H202L201 100H198V102L201 104V105H203V106H201L200 107V104H198V102L196 103V102H190V101H187L186 102V100L185 101H183V100H181V99H185L184 97L182 98L180 95H182V94H179V93H177V95H176V92ZM4 92H8L9 93V95L11 96L10 98H12V96H13V98H14V100H12V99H10L8 96L9 95H5V93ZM35 92V91H34ZM73 92V93H72ZM104 92H106L105 94H107V95H104ZM120 92V93H119ZM141 92V93H140ZM7 93V94H8ZM49 93V94H48ZM167 93V94H166ZM253 93V94H252ZM255 93H257V95L255 94ZM16 94V95H15ZM47 94V95H46ZM67 94V93H66ZM92 94V95H91ZM100 94H102L101 96H100ZM120 94V95H119ZM162 94H163V96H162ZM234 94V95H235ZM20 95L21 96H23V97H20ZM36 95V96H35ZM45 95V96H44ZM90 95H91V97H90ZM104 95V96H103ZM140 95H142V96H140ZM176 95V96H175ZM233 95V94H232ZM231 95V96H232ZM252 95L254 96V97H252ZM4 96H6V97H8V98H4ZM16 96H17V98H16ZM20 98H19V97ZM33 96V97H32ZM39 96V95H38ZM59 96V97H58ZM92 96H95V97H97V102L95 101L96 99H95V97H92ZM100 97V99H99V97ZM123 96H124V94H123ZM167 98H166V97ZM174 96V103L173 102H170V101H168V100H170V98L171 99H173L172 97ZM181 98H180V97ZM26 97V98H25ZM56 97V98H55ZM132 97V98H131ZM138 97H139V100H137L138 99ZM150 97V98H151ZM214 97V98H213ZM251 97V98H250ZM23 98V99H22ZM25 98V99H24ZM31 99V101L30 100H28V99ZM47 98V99H46ZM88 99V101L89 102H91L92 104L91 105H95V106H93V108H96L97 110H98V108L99 107H102V102L104 103V106L101 108L102 109V111H100V110H98V112H100V113H102L103 115H104V112L106 111L107 113L105 114V117L103 116V115H101L100 113L97 115V117L96 118H94V121H93V123L94 124H92V125H89V120H88V123L86 122V124H88V126H90L89 128H90V130H91V132L90 131H88L89 130V128L87 129V127L85 126L86 124L85 123H83V122H85V120H87L88 118H90L91 116H92V118H93V116L95 115L94 114V110H96V109H94L93 110V108H92V106L91 105H89L86 101V103H83V104H85L86 106L85 107H87V108H85L84 106H81V104L82 103H80L81 102V100L82 101H84V99L85 100H87ZM93 98L95 99V100H93ZM146 98V99H145ZM154 98V97H153ZM167 99V101L169 102H167L166 101V99ZM210 98V99H209ZM228 98V99H227ZM243 98H245V100L243 99ZM6 99H8V101L9 100H12L14 103H15V105L13 104V102L12 101H9V103L7 102V100ZM71 100V101H69V100ZM108 99H109V97H108ZM238 99V98H237ZM256 99H257V101H256ZM25 100V101H24ZM26 100H28V102L26 103ZM46 100V101H45ZM101 100V101H100ZM145 100H147V101H145ZM181 100V101H180ZM255 100V101H254ZM6 101V103H4ZM35 102V103H33V102ZM66 101V102H65ZM74 102V106H72L73 105V102ZM94 101H95V103H94ZM100 101V102H99ZM133 101V102H132ZM136 101V103H134ZM144 101L145 102H147V103H145L143 106H141L143 103H144ZM152 102H153V99L151 100ZM171 101H173V100H171ZM184 102V103H188L187 105H190V107H188L187 108V110H186V108L185 109H183L182 108V106H180V103L181 102ZM212 101V102H211ZM55 102H57V103H55ZM71 102L72 103V105L71 104H69V103ZM78 102V103H77ZM109 102V101H108ZM132 102V103H131ZM2 103V104H1ZM22 103V104H21ZM23 103H25V105H26V109H27V114L26 115H23V113L26 111V109L24 108L23 110H25L24 112H22V107L21 106H23ZM42 103V104H41ZM65 103H68L70 106H67V104L65 105ZM77 103V104H76ZM101 104V105H98V104ZM157 103V102H156ZM164 103V104H163ZM167 103V104H166ZM171 103H173V108H172V110L170 109L169 111H167V109H168V107H172V104ZM218 103H220L219 105H221L222 106V108H221V110H218L221 106H219L218 105ZM222 103V104H221ZM3 104H4V106H3ZM35 104V105H34ZM46 106H45V105ZM54 104L57 106V105H59L58 106V108H57V111H59V109H60V107H61V109L60 110H62V107H63V109L64 110H66L65 109V107L67 106V107H71L72 106V108L74 109V110H76V106H78V104H79V106L77 107V111H74L73 109H69L68 108V113L69 114H71L70 116H71V118H72V120L73 119H76L75 120V122H77V125H76V123L75 122H73L72 121V125H73V123H74V125H76V126H74L73 125V127H76V128H78L77 126L78 125H84L85 127H86V131H88V132H84L85 131V128L84 127H82L81 126V129H79V131H77L76 132V130H74V128L72 129V131H75V135H74V133L72 134V135H70V132H67V130L69 129V131H70V126H72L71 124H69L70 126H69V128H67V130H66V132L67 133H69V135H67V133L65 132V136H63V134H60L61 133V131L63 130V126L65 127V126H68V125H66V124H63L60 128H61V130L59 131V127H58V125H56L55 124V127L57 128L56 129V131L58 130L59 131V133L57 132L56 133V131H55V134L57 135H59V137H62V138H60L59 139V137H57V136H55V134H53L54 132V130L51 128V127H53V126H51V127H49L48 129L50 130V128H51V130H53L52 132L50 131V132H48V135H46V138H47V136H49V134L50 133H52L53 135H54V139L55 140H57V139H59L58 141L60 142V144H58L59 142H57V141H55L54 140V142H53V139H52V136L53 135H51V136H49V137H51L50 139H51V141L47 138V139H44V140H46V141H44V144H43V141H42V144L43 145H46V146H44V148L45 147H49L50 146V148H53V149H51L48 153V155H47V152H46V150L48 151L49 149L48 148H45L46 150H45V154H43V151L41 150L42 148H43V145L42 144H39V143H41V142H39V141H37V140H35L36 138V135L37 134H35V129L34 128H40L39 126H36V125H38L39 124V122L38 121H40V120H42L43 119V117H42V119H39V118H41V117H39V115H41L39 112H41L42 113V111L43 110H46L47 108V110L48 111H50V107L51 108H55V106H54ZM60 104L62 105V106H60ZM82 104V105H83ZM136 104V105H135ZM158 104H157V108H159L158 107ZM168 105V107L166 106V105ZM176 104V105H175ZM194 104H195V108H194ZM197 104V105H196ZM237 104V105H236ZM261 104H263V106L261 105ZM6 105V106H5ZM21 105V106H20ZM64 105H65V107H64ZM88 105V106H87ZM161 105V106H160ZM164 105H165V108H164ZM182 105V104H181ZM10 106V107H9ZM92 108V110H90L91 108ZM99 106V107H98ZM136 106H137V108L139 107H142V108H136ZM180 107L182 110H181V112L182 113H180L179 112V108H177V107ZM184 106V105H183ZM232 106V104L230 105V107ZM232 106V107H233ZM18 107V108H17ZM21 107V108H20ZM81 109H80V108ZM88 107L90 108V109H88ZM98 107V108H97ZM185 107H186V104H185ZM200 107V108H199ZM206 107V106H205ZM208 107H206V109H208ZM225 107V106H224ZM247 107H250V108H247ZM256 107V108H255ZM257 107H259V109H260V111H258L259 109L257 108ZM263 107V108H262ZM30 108H31V111H30ZM40 108V109H39ZM54 108H53V110L51 109V111L50 112H52L53 111V113L54 112H56V109H55V111H54ZM84 108V109H83ZM135 108H136V112H135ZM167 108V109H166ZM204 108V107H203ZM202 108V109H203ZM255 108V109H254ZM7 109V110H6ZM33 109V110H32ZM162 109V110H161ZM164 109V110H163ZM191 109H192V111H191ZM249 109V110H248ZM5 112V116H7L6 117V119H7V121H6V119H5V116H4V112ZM34 110H36L35 111V113H30V112H34ZM70 110H72L74 113H70L69 111ZM97 110H96V112H97ZM133 110V111H132ZM184 110H186V111H184ZM196 110V109H195ZM195 110H194V112H193V114H195ZM218 110V111H217ZM246 110H248V111H246ZM39 111V112H38ZM47 111V112H48ZM93 111V112H92ZM250 111V112H251ZM252 111V112H253ZM2 112H3V115H2ZM44 113H46L45 111H43ZM50 112H48V114L50 113ZM90 112L92 113V114H90ZM186 112V113H185ZM207 112L209 113V114H207ZM211 112V113H210ZM250 112H248V113H250ZM30 113V114H29ZM43 113V115L46 117L47 116V114L45 115ZM133 113H134V115H135V117L136 118H134L133 117ZM135 113H138L137 115L135 114ZM185 113V114H184ZM190 113H188V118H191V117H193V116H191V117H189V115H191ZM219 113V114H220ZM248 113H246V114H248ZM18 116H17V115ZM25 114V113H24ZM69 114H68V120H69ZM176 114V115H175ZM182 114V115H181ZM192 114V115H193ZM107 115H108V117H107ZM113 115V117H111V116ZM140 115H142V116H144L145 117V119H146V121L147 122H149L148 120L150 119V117H152L151 118V120L152 121H150L149 123H148V125H147V127H145L146 125H145V123H147L146 121H145V119L144 120H140V118H142V116H140ZM179 115V116H178ZM181 115V116H180ZM196 115H197V112H196ZM213 115V114H212ZM242 115H240V116H242ZM262 115H264V114H262ZM4 116V117H3ZM73 116H74V118H73ZM110 116V117H109ZM126 116H128V117H126ZM129 116H131V117H129ZM173 116H175V117H173ZM15 117L17 118V119H15ZM44 117V118H45ZM82 117V118H81ZM100 117H102L104 120V122L103 121H101L102 120V118L100 119ZM106 117L107 118H109V119H106ZM123 117V120H125L124 122H123V120H121V118ZM133 117V118H132ZM139 117V120L137 119ZM143 117V118H144ZM156 117V116H155ZM157 117L159 118V114H157ZM4 120H2V119ZM78 118L80 119V120H78ZM110 118H113V119H110ZM127 118V119H126ZM132 118V121L134 120H136L135 122L136 123H138V125L136 124V123H134V122H132L131 121V123H130V119ZM142 118V119H143ZM149 118V119H148ZM185 118V117H184ZM9 119H11V121L9 120ZM13 119H14V121H13ZM20 119V120H19ZM85 119V120H84ZM91 119V118H90ZM99 120V121H101V122H103V123H101L100 122V125H98V127H95L96 126V124H98V122L99 121H97V123L95 124V122H96V120ZM148 119V120H147ZM78 120V121H77ZM108 120H110L111 121V123H113L112 125H111V123H110V121H108ZM114 120V121H113ZM119 120H117V121H119ZM159 120V119H158ZM179 120V121H178ZM185 122H187V120H189V119H187V118H185ZM6 121V123H4ZM8 121H9V123H10V125H9V123H8ZM23 122V123H21V122ZM45 121V120H44ZM82 121V123L83 124H81L80 122ZM107 121V122H106ZM113 121V122H112ZM138 121V122H137ZM140 121H143L142 122V124H144V126L143 125H141V122ZM16 124H18V123H20L19 125H15V123ZM69 122V121H68ZM67 122V123H68ZM79 122V123H78ZM115 122V123H114ZM156 122V121H155ZM185 122H182V123H185ZM3 123L4 124H6V125H3ZM42 123H44L43 121H41L40 122V124H42ZM118 122H117V124H119ZM173 123H174V125H173ZM264 123V116H262V118H258V122L256 121V123H253L254 125H252V126H254V127H252V128H254L253 130L254 131H257V129H259L260 128V126H262V124ZM119 124V126L121 127V125ZM157 125L159 124L160 125V122H158L157 121V123H156ZM181 124V125H180ZM257 124V125H256ZM13 125H14V127H13ZM105 125V126H104ZM183 125H185V124H183ZM41 126V125H40ZM92 126H94L93 128H95V129H91V127ZM108 126H109V129H108ZM114 126V127H113ZM119 126H118V128H119ZM178 126V127H177ZM1 127V129H3ZM21 127H23V128H21ZM29 127H34V128H32L33 130H31L32 132H34V133H30V132H26V131H29V130H27ZM100 127V128H99ZM181 127H183L184 128V130H186V131H182V129L183 128H181ZM54 128V127H53ZM82 128H84V131H83V129ZM97 128H98V130H99V132L97 131ZM106 128V129H105ZM159 128H161V127H159ZM180 128V129H179ZM186 128V129H185ZM16 129V130H15ZM47 129V130H48ZM77 129V130H78ZM115 129V130H114ZM179 129V130H178ZM256 129V130H255ZM20 130V131H19ZM38 129H36V131H37ZM94 130V133L92 132ZM105 132H103V131ZM108 130V134L106 133V131ZM167 130H170L169 132L167 131ZM171 130H173V131H175V135L173 136V133L171 132ZM65 131V128H64V130H63V132ZM179 131V132H178ZM62 132V133H63ZM167 132H168V134H167ZM178 132V133H177ZM28 133H30V135H28ZM97 133H99V135L97 134ZM102 133V134H101ZM160 133V135L158 136V134ZM163 133V132H162ZM180 133H181V135H180ZM185 133V134H184ZM20 134V133H19ZM101 134V135H100ZM164 134V133H163ZM183 134V135H182ZM61 135V136H60ZM67 136H69V137H67ZM74 138H73V137ZM98 136V137H97ZM104 136V137H105ZM56 137H57V139H56ZM71 137H72V139H71ZM103 137V138H104ZM142 137L144 138V135H142ZM177 137V138H176ZM181 137V138H180ZM35 138V139H34ZM106 138H107V136L104 138V140H106ZM34 139V143H37V144H35L34 145V143H29V142H31L32 140ZM76 139V140H75ZM79 139V140H78ZM149 139V138H148ZM147 139V136H145V140H148ZM160 139H162L161 137H160ZM165 139V140H166ZM173 139V140H172ZM2 140V141H1ZM3 140L5 141V140H7L5 143L6 144H4L3 143ZM103 140V141H104ZM108 140V139H107ZM144 140V141H145ZM164 139H163V141H165ZM10 141H11V143H10ZM47 141H49L50 143L48 144L47 143ZM64 141H65V143H64ZM67 141L69 142L70 141V143H67ZM80 141V142H79ZM149 141H152V139H150V140H148V142ZM27 142H28V144H27ZM45 142L47 143V144H45ZM63 142V143H62ZM73 144H72V143ZM88 142V143H87ZM90 142V143H89ZM105 142V141H104ZM173 142H175V143H173ZM233 142V141H232ZM23 143H24V145H23ZM53 143V145H52V147H51V144ZM81 143H82V147H81ZM87 143V144H86ZM101 143H103V142H101ZM12 144H15L16 145V147H14V148H17V149H14V152H13V154H11V151H9V149L11 148V149H13V146H11ZM39 144V145H38ZM64 144H65V146H64ZM92 144H94V146L92 145ZM161 144H163V143H161ZM186 145L188 144V142H186L185 143ZM17 145L19 146L20 145V147L22 148H24L25 147V149H26V147H28V149H26V151H28V155H29V159H31V155H32V153H33V156L32 157H34L33 159H31L30 160V165H32L33 164V166H34V164H35V166H34V168L32 169V171L31 172H26L25 174L27 175V177L23 180H20L21 179V176L20 175H22L23 174V170L21 169V167H20V164L22 163V162H26L27 160H29L27 157H28V155H27V157H26V155H25V151H22L24 154H22L21 152H19V151H21V149L19 150V148L17 147ZM32 145H34L33 147H32ZM36 145H38V148H39V146L40 145H42V146H40V147H42L40 150L42 151H38V148H35V147H37ZM49 145V146H48ZM81 147V149H80V147ZM110 144H108V146L107 145H105V148H106V146H107V148L108 147H110V150L109 151H111L112 149H113V147H115V145H112V146H109ZM171 145V146H170ZM29 146H31L32 148H31V150H30V147ZM67 146V147H66ZM79 148H78V147ZM166 146L167 147H169L168 149H166ZM0 147V148H1ZM3 147H5V149H3ZM100 147V146H99ZM173 147V148H172ZM6 148H9L8 149V151H6ZM22 148V149H23ZM35 148V149H34ZM76 148H78V151L80 152V154H76V153H78V151H77V149ZM106 148V149H107ZM180 148V149H179ZM10 149V150H11ZM34 149V150H33ZM73 149H75V150H73ZM109 149V148H108ZM107 149V150H108ZM173 149V150H172ZM175 149V150H174ZM54 150L55 151H57L58 152V155L60 156V155H62V156H60V158L59 157H57V159L58 160H60V159H62L61 161H62V163H64V164H60V165H58L59 164V162H58V160L56 159V157L55 156H58V155H55V156H53L52 154H55V153H53L54 152ZM113 150H115V149H113ZM112 150V151H113ZM181 150V151H180ZM15 151H17L18 153H15ZM29 151H31L30 153H31V155L29 154ZM93 151V152H94ZM165 153H164V152ZM68 152H71V153H69L68 154ZM76 152V153H75ZM162 152V153H161ZM50 153H52L51 155H52V158H54V162H55V164L56 163H58L57 165H58V167L60 166V168H59V171H56L55 169H57V165H55V167L53 166V168H51L52 167V165L50 164V163H53V161H51L52 159H50L51 158V155H50ZM61 153V154H60ZM113 153V152H112ZM112 153H111V155L110 156H114V155H116V154H114V155H112ZM163 153H164V155H165V157L167 156V158H164L163 157ZM173 153V154H172ZM178 153V154H177ZM16 155L15 157H13V155ZM22 154V155H21ZM87 154V155H86ZM160 154H162V155H160ZM171 154L173 155V156H171ZM180 154V155H179ZM10 155V156H9ZM12 155V156H11ZM24 155V159L25 160H19L20 159V157H21V159H23L22 158V156ZM44 155H46V157L44 156ZM64 155V156H63ZM108 155V157H110ZM7 156V157H6ZM38 156V157H37ZM43 156L45 157V159L46 158H48V159H50L49 161H47V162H45L46 160H44L43 159ZM47 156H49V157H47ZM70 156V157H69ZM78 156H80V157H78ZM156 156V157H155ZM179 157V160H178V157ZM13 157V159H15V161L14 160H12L11 158ZM83 157V158H82ZM89 157H91V156H89ZM111 157V158H112ZM170 157H176V158H170ZM2 158V159H3ZM10 158V159H9ZM26 158H27V160H26ZM67 159V161H66V159ZM71 158V159H70ZM79 158V159H78ZM149 158V159H150ZM158 158H157V160H158ZM180 158H182V161H181V159ZM6 159H8V160H6ZM63 159H64V161H63ZM148 159V160H149ZM165 159H166V161H165ZM177 161H180V162H182V163H176L175 164V160ZM13 161L12 163H11V161ZM18 160L20 161V162H18ZM34 160V161H33ZM56 160V161H55ZM69 160V161H68ZM74 160V161H73ZM81 160V161H80ZM161 160V161H160ZM173 160V161H172ZM7 161V162H6ZM43 162V163H40V162ZM86 161V162H85ZM149 161V162H150ZM3 162H5V163H3ZM14 162H15V164H14ZM32 162V163H31ZM81 162V163H80ZM156 162V161H155ZM39 163L41 164L40 166H37V164L39 165ZM61 163V162H60ZM69 163H71V165H69ZM76 163H78V164H76ZM85 163H87V164H85ZM6 164V165H5ZM43 164V165H42ZM68 164V165H67ZM178 164H180V166L178 165ZM5 165V166H4ZM64 165V166H63ZM74 165V166H73ZM176 165V166H175ZM180 167H178V166ZM32 166V167H33ZM36 166H37V168H39L40 170H41V172H45V175H47V176H44V178L46 179L47 177V179H46V181H45V179L42 177V175H43V173H42V175L40 176V179H42V181H41V184H39L38 185V183L36 184L35 183V187L38 189V191H36V189H35V193L37 192V194H35L34 192H32L33 191V189H34V186L32 185L33 183L32 182H30V181H32V178H31V176L33 177V180L35 179V177H34V172H35V170H37V172L39 173V169H37L36 168ZM46 166V167H45ZM47 166H49V167H47ZM61 166H63V167H61ZM84 166H85V168H84ZM162 166V167H161ZM43 167V168H42ZM73 167V168H72ZM77 167V168H76ZM172 167V168H171ZM46 168V169H45ZM50 168V169H49ZM62 168V169H61ZM84 168V169H83ZM171 168V169H170ZM43 169H45V170H43ZM61 169V170H60ZM74 169H75V171H74ZM47 170V171H46ZM52 170V171H51ZM58 170V169H57ZM63 170V171H62ZM72 170V171H71ZM173 170V169H172ZM12 171V172H11ZM13 171L15 172L14 174H13ZM21 171V172H20ZM81 171V172H80ZM163 172H164V169L162 170ZM40 172V173H41ZM73 172V173H72ZM163 172L161 173V174H159L160 176H162V174H163ZM9 173V174H8ZM22 173V174H21ZM40 173H39V175H40ZM49 173V174H48ZM51 173V174H50ZM53 173V174H52ZM66 173V172H65ZM72 175H71V174ZM69 174V175H68ZM151 174V173H150ZM148 175V177L149 178H151V175ZM17 177H19L20 176V178L19 179H17L16 178V176ZM50 175H52V176H50ZM157 176V177H160V176ZM56 175H54L53 176V180H54V177H55ZM147 176V175H146ZM146 176H145V181H146V179L148 178H146ZM155 176V175H154ZM154 176H152V177H154ZM155 176V177H156ZM12 177H14V181H15V178L17 179V181L18 180H20V182L22 181V182H26L27 183V181H28V183H27V185L30 183V185H32V186H30V187H33V188H29L26 184H24L23 183V185L24 186H26L25 188H23V190H26L27 188L31 191V193H32V195L33 194H35L36 196H38V198H41V201H38V203H35L36 205H32V206H30L29 205V208H27L28 210L26 211V208H25V204L24 203H26L27 201H25L27 198V200H30L29 199V197H26V199L24 200V197L26 196V193H25V195H24V197H22V196H20L19 197V199H18V195H20L21 194V191H22V193H24V191L21 189V187L23 186L22 184H20V183H17L16 185H18L17 186V189H16V194H18V195H16L15 196V189L13 188V187H10V185H9V187H10V189L7 187V183L10 181L9 179H13ZM79 177V178H78ZM29 178H31V180L29 179ZM43 179H44V181H43ZM55 179H56V177H55ZM30 180V181H29ZM52 180V181H53ZM131 181H129V180H127L126 182H127V184H126V182H125V184L127 185V186H129V185H131L132 184V182H133V180L132 179H130ZM148 180V179H147ZM233 180H235V178H234V176L231 178V180H228V182H226V184L228 185V187H230L231 185H232V182H233ZM8 181V182H7ZM12 181V183L14 182L13 180H11ZM48 181H49V183H48ZM51 181V182H52ZM72 181V180H71ZM149 181V180H148ZM230 181H232V182H230ZM5 182H7V183H5ZM34 182H35V180H34ZM47 182V183H46ZM129 182H131L130 184H129ZM11 182H9L8 184H12ZM32 183V184H31ZM53 183V182H52ZM1 184L3 185V186H6L7 187V189H8V192H7V189L6 190H4V192H3V188H1ZM4 184H6V185H4ZM63 184H66V182H64ZM229 184H230V186H229ZM16 185H15V187H16ZM20 185H22V186H20ZM52 185V184H51ZM50 185V186H51ZM67 185V184H66ZM23 186V187H24ZM65 186V185H64ZM63 186V187H64ZM84 186H86V188L88 189H86ZM87 186H89V188L87 187ZM5 187V188H6ZM66 187V186H65ZM64 187V188H65ZM82 187H83V190H85L86 189V193H87V195H88V200H89V202H91V203H93L94 204V211L92 210V209H84V210H82V211H80V213H79V215L80 216H83V219H88V218H94L93 220H95L97 217H95V216H97L98 215V210H103V208H104V205H102V204H107L108 203V201L109 202H113V200H115L116 198H117V195L116 194H113L114 192H112L111 190H109L108 189V187L107 186H104L105 187V189H103L102 190V188H98L96 185H94V184H89V183H87V184H82ZM91 187V188H90ZM4 188V189H5ZM45 188V187H44ZM47 188H48V190H50L51 189V187H49V186H47ZM85 188V189H84ZM20 189V190H19ZM12 190H14V193L12 192ZM52 191L54 190L53 188L51 189ZM59 190V189H58ZM57 189L55 190V191H58ZM65 190H66V188H65ZM100 190V191H99ZM108 190V191H107ZM5 191L9 194H5ZM9 191H11V192H9ZM51 191V192H52ZM55 191H53V192H55ZM89 193H88V192ZM161 191V192H160ZM165 191L167 192V189H162V190H159V193L160 194H162V197L164 196V198H165V194H166V196H167V193H165ZM26 192H28V194L30 195V192L27 190ZM46 193L47 192H49V191H45ZM101 192V193H100ZM111 192H112V194H111ZM4 193V194H3ZM56 193V192H55ZM55 193H53L54 195H55ZM165 193V194H164ZM52 194V193H51ZM101 194V195H100ZM164 194V195H163ZM29 195H27V196H29ZM100 195V196H99ZM108 195H109V197H108ZM7 196H8V199H7ZM36 196H35V198H36ZM6 197V198H5ZM16 197H17V199H16ZM23 198V199H20V198ZM31 198L33 197V199L34 200H31V203H32V201H33V203H34V201L36 200L35 198H34V196H30ZM45 197H47V199H45ZM100 197V198H99ZM114 197V198H113ZM7 200H5V199ZM45 200H48V203H49V201H52V203L50 202L49 204H47L46 205V203H47V201L45 202L44 201V199ZM103 200H102V199ZM3 199V200H2ZM19 200H21L20 202H22L23 200L25 201L24 203H19ZM39 200V199H38ZM43 200V201H42ZM164 201H163V203H162V206H161V208H160V213H164V214H168L169 213V210H168V208H171V203L167 200V199H163ZM18 201V202H17ZM37 201V200H36ZM35 201V202H36ZM106 201V202H105ZM100 204H99V203ZM161 202V201H160ZM209 202H210V200H209ZM4 203V202H3ZM12 203V202H11ZM18 203V204H17ZM27 203H30V201H28ZM26 203V204H27ZM30 203V204H31ZM2 202L0 203V208H1V206H3V208H4V206H5V204H2ZM22 204H24V207H22L21 205ZM51 204V205H50ZM176 204H178V203H176ZM50 205V206H49ZM5 206V207H6ZM21 206V207H20ZM95 206H97L96 208H95ZM19 207V208H18ZM26 207H27V205H26ZM55 207V206H54ZM20 208H22L21 209V211L19 210ZM35 209V213H33V210ZM49 208H51L50 210H48ZM166 209V210H163V209ZM33 209V210H32ZM42 209V211H40ZM32 210V211H31ZM36 210L37 211H39V212H36ZM53 210V211H52ZM91 210H92V212H91ZM164 211H166V212H164ZM27 212H28V214H27ZM86 212V213H85ZM168 212V213H167ZM32 214V216H31V214ZM10 214H9V216H10ZM89 214V215H88ZM92 214V215H91ZM53 215V214H52ZM93 215H95V216H93ZM16 216V215H15ZM45 216H44V218H42L41 217V219L43 220V219H47V218H50V221H52V223H54L55 224V222H57V218H55V217H52V216H47V218H45ZM93 216V217H92ZM161 218H165V216L164 217H162V215L160 214L159 215ZM12 217H14V216H11V217H9L10 218V222H11V220H14ZM17 217H22V215L21 216H17ZM16 217V218H17ZM12 218V219H11ZM19 218V219H20ZM27 218V219H28ZM29 218V219H30ZM4 220V222H3V220ZM8 219V218H7ZM26 219V220H27ZM28 219V220H29ZM17 220V219H16ZM25 221V222H23V223H20V220H19V223L17 222V221H12L13 223H10L9 225L12 227V228H10V230L12 229V230H14V232L11 230H9L8 229V227H6L7 225H4V224H6V223H4L3 225L4 226H0V228H2V229H0V235H2V230H5V232L8 234H6V235H4V237H5V239L4 240H1V238H0V240L2 241L1 243H0V264H2L4 261H5V263L6 264H9L10 262H13V263H15V261L17 260V259H14V258H18V264H36L35 262H33L36 258H34V257H30V256H23L21 253L20 254H18V252L19 251H21L22 249V246L23 245H20V247H18L19 246V244H22L21 242H23V244H24V240L23 239H20L21 237L22 238H25V237H23V235L25 234H27V233H24L23 234V232H24V229H25V226H26V220L25 219H22L21 221ZM41 220V221H42ZM7 221H9V220H7ZM40 220H39V222H41ZM3 222V223H2ZM17 222V223H16ZM8 223V222H7ZM14 223H16V224H14ZM25 223V224H24ZM25 225V226H23L24 227V229H22V230H18L20 233H18L17 232V235H16V237L17 238H15L16 240H17V243H16V241L14 240V238H13V236L15 235L14 233H15V231H17L16 230V228H19V227H21V225ZM32 224V225H31ZM33 224H35V226L33 225ZM12 225H14V227H15V225H18V227L16 226L15 228L12 226ZM27 226H26V229H28L27 228ZM32 226H34V227H32ZM23 227H21V228H23ZM4 228V229H3ZM28 230H30V229H28ZM31 231V230H30ZM21 232H22V236L20 235L21 234ZM126 231H124L123 233V236L126 238V239H128L129 237V239H131L132 238V236H131V234H130V231H127L128 233H125ZM4 233V232H3ZM183 232H181V234H182ZM127 234V235H126ZM24 235V236H25ZM65 235H67L68 237H69V235H70V233H69V235H68V232L65 234ZM133 235V234H132ZM8 236H9V238H8ZM66 236V237H67ZM0 237H3V236H0ZM28 237H30V236H28ZM9 239L7 242H8V244L11 246V250H13L14 249V251H12V252H8V256H5V253H7L6 251H10V249L8 248V247H10V246H8V244H6L7 245V247H6V245L5 244H3V241H6L7 239ZM20 240H21V242H20ZM23 240V241H22ZM19 241V242H18ZM14 242H15V244H14ZM161 242H163V244H168V245H170L172 242H173V244H174V246H175V248L177 249V250H179V251H186L187 249H188V245H187V242H188V232L187 231H184V233L182 234V235H180V234H168V235H163L162 236V238H161ZM5 243V242H4ZM162 244V246H164L163 248L160 246L159 247V251L161 250V251H163V250H165V245H163ZM2 245V246H1ZM13 245H14V247H13ZM18 245V246H17ZM15 246H17V248L15 249ZM13 248V249H12ZM6 249H9V250H6ZM18 249H19V251H18ZM163 249V250H162ZM160 251V252H161ZM63 252V251H62ZM62 252H58V251H55V252H53L52 254H51V262H53V263H59V264H62V263H66L67 262V260H68V258H69V256H71V253H69V251L67 252V251H64V252H66V253H68L67 255L68 256H66V253L64 254V253H62ZM12 253H16V254H18V256L16 257L15 255H14V258H13V260L14 261H11L12 259H11V254ZM23 253V252H22ZM62 253V254H61ZM164 253V252H163ZM161 254H162V252H161ZM56 255V256H55ZM65 255V256H64ZM6 258H5V257ZM37 256V255H36ZM53 256H55L54 257V259L55 260H53ZM3 257L5 258V260L4 261H2V259H3ZM13 257V256H12ZM20 258H22V259H20ZM7 259V260H6ZM19 259H20V261H19ZM31 259H32V261H31ZM34 259V260H33ZM56 259H59V261L58 260H56ZM9 263H8V262ZM35 261H37V259L35 260ZM54 261H58V262H54ZM33 262V263H32ZM60 262H62V263H60ZM5 263H3V264H5ZM12 263V264H13ZM142 263V262H141ZM15 264H17V263H15Z\"/></svg>",
  "mask_w": 264,
  "mask_h": 264
}]
</instances>
